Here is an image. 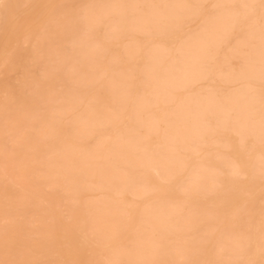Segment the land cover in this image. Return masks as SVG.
<instances>
[{
  "label": "rangeland",
  "instance_id": "obj_1",
  "mask_svg": "<svg viewBox=\"0 0 264 264\" xmlns=\"http://www.w3.org/2000/svg\"><path fill=\"white\" fill-rule=\"evenodd\" d=\"M20 1L21 0H15V1L14 0H0V2H3V4L0 6V262H3V264H60V262H62V261L80 259V258H82V256H81V237H82V238H85L87 240L88 246L92 252V255H91L92 259H105V260L109 259V261H110V259L112 258L111 262L113 261V264H132V263L133 264H137V263L138 264H157V262H155L157 260L160 264H264V219H263L264 218L263 217L264 216V182H263L264 181V171H263L264 163L262 162V161H264L263 160L264 158L263 159L258 158L261 161L256 162L257 157L259 155L264 157V151H263L264 150V139H262V136H263L262 133L258 132L259 130H261L259 127H261L262 130H264V125L260 126L261 123L259 124L260 112L254 111V109H256V108L258 110V105H256L257 106L256 107L255 104L251 101V97L253 96V95L251 96V94H253V93L249 92L247 89L244 90V88H240L239 94H241V92H242L241 95L242 96H243V94H245V95L243 97L240 96V98H238L239 97L237 95L238 92L232 91V88L234 89L235 87L236 88L239 87L238 86L239 84H232V86H231V84H226L223 91L217 90L214 85L212 87V90L211 89L209 90V88L205 87V85H208L211 82V80L219 79L216 75H215L216 77H213V75L216 74L217 72H219V70H220V72L222 71V73H223L224 72L223 66H226L225 63H227V65L230 66V67L227 66V68L232 71V73H231V71L229 72V70L225 67V70L227 69L225 72L231 73V74H229V76H227L228 74L226 75V73L224 72V74L227 76L225 78V81L237 78L238 77L237 75H239L238 73H241V75H242V76L241 75L239 76V77H241L239 83H243V81L245 79L250 77V75L248 76L247 74L252 73L251 75L255 74L254 76L259 75L257 72H259L260 67L258 68L257 66H261L260 63L264 59V56H263L264 54H262V52L264 53V49H263L264 48V40L262 41V38L264 39V29H263L264 28L263 27L264 26V16H263L264 15V0H257V2H256V0H253L254 2L251 0L250 1L251 3L249 2V4L246 3L249 0L248 1L247 0L246 1H243V0H234L233 1L232 0V2H231V0H229V2H231V3H229L228 0H226L227 2L224 0L225 2L224 1L223 2L225 4L224 5L225 8H224V6H218V5H220V3H219L220 0H206L205 2L203 1L204 3L201 2L202 0H199V2L203 5L200 6V4L198 3L197 7L195 8V9H197V12H193V11H195V9L194 10L192 9L193 11L189 10L188 11L189 14H188L187 10L186 11L183 10L185 12L184 13L182 11L183 14H180L181 10H180V12L177 11L176 14H177V16H179V18L177 17L178 20H176V16H175V18H171L173 16H170V17L169 16H165V17L163 16L164 18L161 17L160 20H162V22L164 21V23H162L160 20H159L160 21L159 23H160V25L164 24V29L162 27L163 25L159 26V23H158V26H156L154 29L155 32L153 30L152 35L153 34L154 35L151 38V43H146V41L149 40V37L146 35L143 36L141 31H136V34H135L134 33L135 31L128 28L129 26L127 24L129 22L128 21L125 22L127 19H124L125 21H122L124 24V25L122 24L124 27L123 29L118 27V26H122V25H120L122 23L120 21H119L120 22L119 25H114V22H116V23H119V22L116 21L118 18L115 16H117V15L113 14V13H111L112 15H110V13L108 15V13H107L108 16L106 15L105 21H102V20L99 21L98 20L102 24L98 22L99 23V24H97L98 26L97 25L95 26V24H96L95 16H97V15H94V14L95 13L97 14V12H98V11H96L97 7L100 11V8H99L100 5H102L104 3H105L104 5H106V2H109V4L111 2L114 5L120 4L121 0H115V1L113 0L114 2L112 0L111 1H108V0H106V1L105 0H60V1L59 0H52L51 1V0H49L50 3L48 0L47 1L46 0H27V2H26L27 6H33V5L39 6L37 13L35 15V19L31 25H29L26 29L23 30L22 25L24 23L25 16L21 17L19 24H17L15 27L16 29L14 28L13 34H14V36L15 35L16 36L12 40L7 42L8 46H9V48H8L7 43L4 42L5 41L4 38L7 36L6 32H5V28L7 26L6 20H7L8 14L11 11V8H12V10H15V11L17 9H19V10L22 9L21 6L16 5L17 3H20ZM117 1H120V3ZM122 1H123L122 4H125L124 3L125 1L124 0H122ZM126 1L129 3L132 2V0H126ZM139 1L141 2V4H140V2H138L139 3L138 7L139 8L144 7V8H142L143 10H145L147 8V9H149V11L152 10V8L154 9L155 6L153 7V4H155V3H156V6L159 7L160 9L163 8V9H161L162 12L167 7V5L165 3L168 2V5H169V0H165L166 2H162L161 4H159V2H161V1H157V0H152L153 4H151V3L148 4V2L146 0H139ZM142 1L143 2L146 1L147 3L145 2L143 4ZM214 2H216L217 4L219 3V4L216 5V3H215L214 4L215 6H214V5H212ZM223 2L221 1V3H223ZM241 2H244V3L242 4ZM44 3H45V5H43ZM129 3H126V5ZM109 4H107V5H109ZM146 4H148V6L150 8L151 7L152 8L150 9L148 6L146 7L145 6ZM239 4H242L241 7ZM48 5H49V7H47ZM165 5H166V7H165ZM228 5L230 8L228 7ZM243 5H244V7H243ZM17 6H19V7L17 8ZM111 6L109 8L110 9L109 11H111V9H114ZM246 6L248 9L250 7L251 9H249V10H251V11H247V8L245 10L244 8ZM94 7H96V9ZM218 7H223V9L222 8H220V9L221 10L226 9V11L225 12L222 11V14H221V10H219ZM226 7H228V8H226ZM50 8L52 11L50 10ZM159 8H157V9H159ZM254 8H255V10H254ZM92 9H94L95 11H92ZM102 9L103 8L101 7V11H102ZM155 9H156V7H155ZM262 9H263V12H262ZM40 10L43 13H41ZM44 10H45V12H44ZM165 10H167V9H165ZM165 10H164V12H166ZM87 11H88L89 15L87 14L86 16H88V17L86 18L84 16H85ZM89 11H92L93 13L90 14ZM101 11L99 12V14L101 13ZM112 11H114V10H112ZM190 11L192 12L193 15H194V13H197V14H195L194 16L193 15L191 16ZM231 11L234 13V16L232 15L233 13ZM242 11H244V12H242ZM178 12H179V14H178ZM218 12L220 13L221 17L226 18V16H228L229 18H226V19L224 18L225 22H223L222 21L223 18H221L220 15L219 16L217 15ZM210 13H212V14L215 13L214 15H217L218 17H220V18H218L215 16L216 18H212L211 20H213V19L217 20V18L219 20L222 19L220 21V23H218L219 21L217 20L216 26H218L217 27L218 29L216 28V26L214 27L215 29H217V31L214 30L213 27H211V24H210V26H209V24L207 25V23L211 22L210 17L213 16V15L211 16ZM225 13L230 14V16L225 14ZM47 14H49V15H47ZM224 14L226 16H223ZM113 15H114L115 19L113 18ZM208 15H210V16H208ZM97 17L99 18V16H97ZM183 17L184 18L187 17V20L184 19ZM253 17H254V19H253ZM93 18H95V21H94L95 24L92 21ZM165 18L166 19L171 18V20H173V19H175V20L169 21L168 19L166 20ZM113 20H114V22H113ZM165 20L167 21V24H165V22H166ZM206 20H209L210 22H206ZM252 20L253 21L255 20L254 24H252L253 23ZM88 21H89V23H88ZM107 21H108V23L110 21L111 23H109V24L112 26L114 25L115 28L117 26L116 29L114 28L115 30L112 29V31L114 30L113 33L117 32V36H119V37H116L117 39L113 40L115 35L114 36L112 34L110 35V30L107 34V25H108V23H106ZM174 21H176V23H174L172 25H174L175 28L180 26L179 28H177L175 30H174V27L170 24V22L172 23ZM240 21H241V23H240ZM248 21L250 22L249 26H247ZM177 22L180 24H178ZM203 22H205L204 25L206 27L203 25ZM87 23L88 24L91 23L94 25L90 26V25H87ZM230 23H231V25H229ZM237 23H238V25H237ZM184 24H185V26H184ZM199 24H201V25H199ZM105 25H106V27H105ZM167 25L168 26L170 25V27L172 26V31H170L171 30L170 29L168 31L169 33L165 32L166 30H168L170 28V27L168 28ZM175 25H177V26H175ZM223 25H225V26L223 27ZM236 25H237V28H236ZM18 26H19V29L17 28ZM125 26L126 27L128 26V27L125 29ZM187 26H189V27H187ZM158 27H159V29L162 28L163 31L159 30ZM202 27H204V28H202ZM206 28H208V29H206ZM257 28L259 31L257 30ZM127 29H130V30H128V31H130V33L127 32ZM156 29H157V32H156ZM202 29H203V31H202ZM210 29H212L211 31H213L214 35L212 34V32H210ZM220 29H221V31H220ZM239 29H241V30H239ZM245 29H247V30L245 31ZM17 30H19V31H17ZM205 30H207V32H210V34L208 33V35L206 36ZM256 30H257V32H256ZM105 31L107 34L106 37L109 38L108 36L110 35L111 36L110 38H112V39L105 40V39H107V38H104L105 37L104 36ZM131 31H133V33H131ZM195 31H197V33ZM198 31L199 32L202 31V32H200V34H198L199 33ZM19 32H20V34H19ZM158 32H160V34ZM161 32H163V34H161ZM225 32H227V33H225ZM251 33L254 36V39H253ZM119 34H122L123 36L119 35ZM130 34H131V36H130ZM193 34L194 35L198 34V35L194 36ZM244 34H245V38H244ZM249 35H251L250 38L252 37V39L248 38ZM198 36H200V37H198ZM209 36H211V37H209ZM186 37L187 38L190 37L192 39V40L190 39L191 41L194 40L193 42L199 41L198 38L203 37L200 39V43L202 46L204 45L202 47L203 54H205V53L206 54L204 55V58L203 57L197 58L200 61L203 60L202 62L195 59L197 64L201 63L203 65H201V64L196 65L195 64L196 67H194V65H193V67L195 68V70L196 69L199 70L201 68L206 70V68H208L207 71H205V72L209 71L212 73V75L209 76L210 79L204 80L203 77H199V78H201V79H199L198 76H200L199 73L201 71H199V73H197L198 70L197 71L194 70L196 73L194 71L192 72L191 71L192 65H191V67H188V65L191 62L187 63L186 64L187 67L185 65V68H184V64L182 65V67L180 66L182 63L178 66V64L181 61V54H183L181 52L179 53L180 48H181V47L179 48V45L180 44L182 45V43L185 44V42L186 43L190 42L189 39H187L188 41H185ZM193 37H196V39H194ZM207 37H209V38H207ZM236 37L238 39H236ZM258 37H260V39ZM15 38L17 41L15 40ZM202 39H203V41H201ZM214 39H216V40H214ZM243 39H245V40L243 41ZM257 39L262 41L260 46H256V45H259V43H260V41ZM236 40H237V42H236ZM249 40H250V43H248ZM208 41H210V42L208 43ZM223 41H225L226 43L225 42L223 43ZM73 42L76 43L75 48H74L75 44H73V46H72ZM95 42H97V43H95ZM127 43L130 45L128 46ZM133 43H137L138 44V45L136 44L137 47L135 44H134L135 45V47H134ZM213 43L214 44L216 43V44L213 46V45H211ZM124 44L125 45L127 44L128 49H129V47L130 48L134 47V48H132V50L137 49V52L132 51V50L130 51V49L129 50L127 49L128 51H130L131 54L128 53V51H126V49H125V48H127V46L123 47ZM144 44H145V46H144ZM216 45H217V47H216ZM177 46H178V48H177ZM248 46H250V47L248 48ZM6 47L8 49L7 51H6ZM148 47H149V49H148ZM214 47H216V48L214 49ZM251 47L255 48V49L251 50L250 49ZM71 48H73V51ZM232 48H233V50H232ZM85 49H87V51ZM175 49H177V50H175ZM208 49H209V51H208ZM235 49H236V51H235ZM120 50H122L121 53H120ZM145 50L148 51V54H146L147 52L145 53ZM249 50L252 52H250ZM124 51H125V53L127 52L128 55L126 53L124 56V53H123ZM174 51L175 52L178 51V52L174 53ZM233 51L236 52L234 55L231 54V53H233ZM238 51L239 52L241 51V52L238 53ZM134 52H136V54L132 55ZM153 52L154 53L156 52L155 55H153ZM185 52H186V54H189V53H187L186 50H185ZM213 52L216 54H213ZM253 52H254V54L259 52V54L254 55ZM149 53H150V55H149ZM208 53L211 54V57H210V54H208ZM144 54L149 55V57H147ZM102 55L105 58L102 57ZM112 55H113V57H112ZM151 55L156 57L155 60H157V61L153 62V64L156 63L155 64L156 67L152 66V61H155V60H154V58L152 60L153 56L151 57ZM178 55H180V56H178ZM134 56H135V58H133ZM162 56H164L165 58L163 57V59H162ZM177 56L180 57V59ZM206 56H207V58H206ZM223 56H224V58H223ZM115 57H117V58H115ZM119 57H120V59H119ZM124 57L125 58L127 57L126 58L127 61H126V59H124ZM129 57L131 59H128ZM136 57H138V58H136ZM146 57L149 58L151 61L146 62V60H149ZM159 57H160V60H159ZM208 57H210V59ZM241 57H242V59H241ZM253 57H255V58H253ZM238 58L241 61L240 63L238 62L239 61ZM246 58H247V60H246ZM86 59L88 60L87 63H86V61H87ZM221 59L224 60L223 63H222ZM254 59L256 61H259V62H257L258 65L256 64V62H254L255 61ZM81 60L83 62L82 66H80L81 65L80 63H82ZM83 60L84 61L86 60V61L84 62ZM161 60H163V62H160V67H158L159 66L158 62ZM177 60H179V61H177ZM207 60H209V62ZM225 60H226V62H225ZM215 61H216V63H215ZM71 62H72V68H70ZM118 62L119 63L121 62V64H119ZM228 62H231V63H228ZM250 62H251V64L254 62L252 66H251ZM84 63H85V65H84ZM88 63L90 66H92V67H90L91 69H89ZM169 63H171V64H169ZM193 63H195V62H193ZM193 63H191V64H193ZM247 63H249V64H247ZM146 64L150 65L151 67H153L155 69L154 70H153V68L151 69V67H148V65L146 66ZM240 64H241V66H239ZM167 65H169L171 68ZM221 65H223V66H221ZM248 65H249V69L247 68ZM68 66H70V67H68ZM172 66H173V68H172ZM198 66H200V67L202 66V67L200 68ZM245 66H246V69L249 73H247L246 70H243L245 68ZM93 67H94V69H93ZM100 67H101V69H100ZM145 67H148V68H150V70L154 71V72L150 71L152 73V76H151V73L148 72L149 69L145 68ZM167 67L170 69H168ZM180 67L183 69H181ZM175 68L177 71L179 69L181 71L179 70L177 72V71H175ZM251 68H252V70H251ZM255 68H256V70H255ZM72 69H74V70H72ZM157 69H159V70H157ZM161 69H163V71ZM165 69H166V71H165ZM185 70H187V72ZM239 70H240V72H239ZM79 71L82 72L83 74L80 73ZM164 71H165V73H164ZM167 71L170 73V75L168 73V76L165 75L167 73ZM173 71H175L176 74H174ZM183 71H185V72H183ZM188 71H190L189 72L190 74L186 75L188 73ZM202 71H204V70H202ZM215 71H217V72H215ZM255 71H256V73H254ZM84 72H85L86 76H84ZM99 72H101L102 74ZM141 72L145 75L141 74ZM179 72H180V75L182 72L185 73L186 77L184 76V74H182L183 76L181 75L183 77V79L185 77V79H184L185 81L187 79L189 80V78H190V80L193 79V77L189 76V75H191V73H192L191 76H194V78L196 77L195 76L196 74H198V75H197V78H195V80L193 79L194 83L190 84V82L187 80L188 86L186 87L184 85L187 83L186 82H185V84L182 83L184 80L182 81V77L179 75ZM242 72H244L245 75H243ZM148 73H149V75H148ZM94 74L95 75L99 74L101 76H98V75L95 76ZM110 74H113V78L110 80V82L112 80H114V78H115V80L111 83L109 82V78L112 77V75L110 76ZM158 74H159V76H158ZM162 74H163V76H162ZM24 75L26 76L25 79H24V77H25ZM153 75H155V76H153ZM172 75L174 77H172ZM82 76H83V78H80ZM114 76H116V77H114ZM117 76H119L120 80H118ZM121 76H122V80H121ZM144 76H145V78H144ZM161 76H162V78H161ZM84 77L87 79H85ZM94 77L96 78L95 80L98 81L95 84L92 83V82H95ZM163 77H165L167 79L172 78L173 80L174 79L175 80L174 81L172 79L167 80ZM224 77H223V79H224ZM228 77H230V78H228ZM90 78H92V79L89 80ZM147 78H148V81H147ZM150 78H151V80H150ZM157 78L161 81H165L164 82L165 85L161 81L159 82V80ZM179 78H181V79H179ZM243 78H244V80H242ZM23 79L25 81L27 80V82H24V83L29 84V82H31L30 83L31 85L24 84ZM84 79H85V83L87 81V83L90 82L92 84H90V83L88 85H86L87 83L84 84L82 82ZM123 79H125V80L123 81ZM177 79L182 81V82L181 81L180 82L183 84L182 86H184L185 89H183L184 87L181 89L178 88L179 86L180 87H182V86H181V83L179 82V80H177ZM197 79L199 80L198 82L196 81ZM21 80H22V82H21ZM56 80H57V82H55ZM149 80L151 81L150 83H149ZM107 81H108V83H105ZM118 81H120V83ZM155 81H156V83H155ZM175 81H176V83H175ZM193 81H191V82H193ZM124 82L126 83V85ZM254 82L257 83L258 80L254 81ZM80 83H82V88H81ZM103 83H104V85H103ZM112 83H114V85H116V83H117V86L114 87V85ZM121 83L124 84L123 88L121 86L122 85ZM146 83H147V85L145 86L144 84H146ZM161 83L163 85H161ZM170 83H171V85H170ZM177 83H178V85H177ZM78 84H80V85H78ZM105 84H107V85L105 86ZM127 84L129 86V88H128ZM25 85L28 86L29 88L26 89L27 87ZM85 85H86V87H85ZM108 85H110V87L112 86L111 90L113 89L112 91L111 90L109 91L111 97L113 96V94L115 92L117 94L119 92V97H118V99H119L121 97L120 94L122 95V93L125 94L127 92L125 95V97H127L126 100L123 98L124 94L122 95V98H121L122 101L120 99L118 100L119 102L121 101L122 103H125V106L123 108L119 107V104L114 105L117 102L116 101L117 98H114L115 102L113 100V97L111 98L113 100V102H111V99L110 100L108 99V97H110L108 94V90L110 89V87ZM118 85H119V87H118ZM120 86L123 90H124V88H127L126 89L127 91L124 90L125 91L124 92L120 88ZM155 86H157V87H155ZM21 87H22V90H26L27 94H29L30 96L25 94L26 93L25 91L22 92ZM23 87H24V89H23ZM117 87H118V90H117ZM33 88H35V89H33ZM29 89L32 92H29ZM32 89L34 90V92ZM114 89H116V90H114ZM152 89L154 91H152ZM155 89L158 91H156ZM175 89H177V90L175 91ZM205 89H208V90L205 91ZM35 90H38V91H35ZM213 90H215V91H213ZM228 90H230L231 92ZM113 91H115V92L111 93ZM207 91L215 92L214 97H215L216 101L214 100L213 96H212L213 98H211V96H208L212 93L211 92L207 93ZM226 91H228L227 92L228 94L226 93ZM216 92H217V94H216ZM232 92H234V93H232ZM21 93H24L27 96L21 95ZM31 93H32V95H31ZM116 93L114 94V96L116 95L115 97L118 96ZM153 93H154V95H153ZM201 93H202V95H201ZM76 94H77V97H75ZM78 94H81L82 96L84 95L83 96L84 98ZM128 94H129V96H128ZM156 94H158V95L156 96ZM203 94H205V96H206V94H208V95H207V97H204ZM234 94H235V96H234ZM198 95L200 96V98H201V96L204 98L199 99L197 97ZM236 95L238 97H236ZM79 96L81 97V100H80ZM137 96H138V99H137ZM139 96L143 97V98H141L139 100ZM222 96L223 97L228 96L229 98L232 96L234 98L236 97V99L237 98L240 99V100L235 99L236 103H235L234 99H232L234 102L231 100L232 101L231 104L234 103V106L233 105L232 106L233 107L236 106V107L234 108L235 112L232 110L233 108L230 109L231 112H227V114L230 115V117H228L225 112L228 109L227 108L228 105L230 106L229 102H231V101H229V100L232 97L230 99H228V97H227L228 100H226L227 101L226 102V101H223L224 98ZM71 97L76 102H74L71 99ZM78 97H79V101L77 102ZM155 97H156V99H155ZM168 97H169V99H168ZM208 97L213 99V100H211V99L209 100ZM205 98H207L209 103H211L212 101H213L212 103L219 101L218 104L221 103L223 105L224 102H226V104H227L226 107H223L225 111L220 110L221 111V113L219 112L220 114L219 113L215 114L216 110L217 109L219 110V108H220V105H218L216 103L214 105L215 111L213 113L212 112L214 110L213 104L211 103V105H210L208 102L206 103L207 100ZM20 99H22V100H20ZM31 99H33V100H31ZM34 99H36V101L38 103ZM172 99H173V101H172ZM248 99H250L251 103H249L250 101ZM69 100L71 101V104H69L70 103ZM123 100H124V102H123ZM127 100H129V101H127ZM138 100H139V102H138ZM148 100L153 102L152 106L149 108L144 107L145 106L144 104L145 103L147 104L149 102ZM163 100L164 101L168 100L169 103H167L165 101L166 102V104H165V102ZM200 100L205 101L203 106H207L208 104H209V107L211 106L210 108L212 109V111H210L209 110L210 108H208V107L206 109L208 111L212 112L213 114L207 112V114L208 113L209 114H208V116H205L207 114H204V113L207 110H205L203 107H200V106H202L201 105L202 102ZM32 101L36 102V104H35L36 108L34 107V105H32V103H33ZM93 101H94V104H93ZM132 101L135 104V106L133 105ZM179 101H180V104H183V105L187 102L186 103L187 109L180 107L182 105H180L179 106L180 108H179L177 106V105H179V104H177V103H179ZM181 101H184V102L181 103ZM242 101L244 102V104ZM20 102H21V104H20ZM73 102H74V105L76 103H77V105H75V107L72 108L71 106H72ZM79 102H81V103H79ZM104 102H105V104H103ZM140 102H141V104H140ZM197 102L199 103L198 105L201 109L197 105H195ZM240 102H242V105L240 104ZM246 102L248 105L246 107H250L251 109L245 107ZM65 103H67L68 105H71V106H67ZM90 103H91V105H89ZM112 103H114V104H112ZM237 103H238V105H237ZM136 104H138V105H136ZM251 104L253 106H250ZM62 105L66 109L64 107L62 108ZM104 105L105 106L108 105L107 110H109L110 108H111L110 110L112 112L114 110L113 113L110 112V110H109V112L112 114L111 116H114V117L116 116V118H112L110 115H108L109 112L104 109V107H105ZM112 105H114V106H112ZM142 105H143V107H141ZM194 106L199 108L200 111L198 109H196ZM68 107L70 109L74 110V112H75V110L77 112L73 113V111H71V110L69 111ZM114 107H115V109H113ZM134 107L135 108L137 107V108L134 109ZM138 107L139 108L141 107L140 110L138 109ZM192 107H194V109L197 110V112H195V113H198V111H199V114H197L196 116L202 114L201 112H204L202 115H200L201 117H199L202 119V122H201V119H198V117H194L195 116L194 112H193L194 109ZM238 107H241L242 109L243 108L244 109L241 111L240 110L241 108H238ZM37 108L38 109L40 108V110H37ZM61 108H62V111H61ZM77 108H79V109H77ZM99 108H101L100 109L101 111H99ZM132 108H133V110H132ZM236 108H238V109L236 110ZM245 108H246V110H245ZM252 108H253V110H252ZM34 109L37 111H35ZM83 109H85V110L83 111ZM102 109H104V111ZM183 109H186V110H183ZM203 109H204V111H203ZM65 110L67 112H64ZM116 110H119V113ZM134 110H137L138 114ZM142 110H144V111H142ZM180 110L182 112H180ZM196 110H194V111H196ZM239 110H240L239 114L242 116L238 117L239 118V121H238V118H236V120L234 118L236 117L235 115L239 112ZM22 111L26 112V114L25 113L23 114ZM31 111L33 112L34 115L32 114ZM58 111H61L60 114H57ZM80 111H82V112H80ZM94 111H95V113L96 112L97 113L96 114L93 113ZM183 111H184V113H183ZM247 111L250 112L249 113L250 115H248ZM29 112L33 116H35L36 114L39 116L32 117L29 114ZM62 112H64V114ZM68 112H70L69 114L72 113L73 118L75 120V121L74 120L73 121L75 123L79 122V125L76 124V126H79V129H80V125L81 126L84 125V123L82 121H83V118L85 116L84 122H86L85 124H87V126L85 127V125H84L80 129V132L82 131L81 132L82 134L86 133V131H87V134L83 135L85 137L82 138V136H79L81 133H74L73 132L77 136L72 134V131L74 130V128L75 129L78 128V127L76 128V127H74V125H72L74 122L70 121L71 123H70V125H68V128H70V129H67L66 125L69 124L68 123L69 119L67 118ZM86 112L88 113V116H89L90 112H91L90 116L91 115H92V117H93V115L95 117H96V115L98 116L96 119H95V117H93L94 118L93 121H95L94 123L98 124V126H100V127H98L96 124L92 125L93 124V121H92L93 118H91L90 116L88 118V116H86L87 115ZM105 112H107L108 114H105ZM139 112H141V113H139ZM144 112L146 114H144ZM166 112H168L169 116H168V114L166 115ZM178 112H180L181 116H182V114L187 113V114H189V117H187V114H186V115H183L182 118H179L180 115ZM223 112H224V114H223ZM241 112H244V113L241 114ZM251 112H252V114H251ZM254 112H257V113H254ZM80 113L82 114V117H81ZM135 113H136V116L138 118L135 117ZM234 113H235V115H234ZM74 114H76V116ZM176 114L180 120H178L177 117H174ZM239 114H237V116ZM255 114H257V115H255ZM20 115H22V118L20 117ZM61 115H62V117L60 118ZM104 115H107L108 117L110 116V118L112 119L113 122L110 120V118H107V116L105 117ZM211 115H214V116H212L213 119H211L212 118ZM216 115H218V116H216ZM56 116H59L58 118H60V119L56 118ZM100 116H102L104 119L102 117L99 118ZM133 116H134L133 120H135V122L132 121V118H130ZM149 116H151V117H149ZM192 116L194 117V119L195 118L198 119L201 126L198 124V121H195L194 119H192L193 118ZM37 117L39 119H41L42 121H40V120H39L40 122L37 121L38 120ZM152 117L155 119H153ZM185 117L188 119V121L186 119L184 122V123H186V126L184 123H182V125H183V127H182L180 122L184 121L183 119ZM190 117H192V118L190 119ZM216 117L219 120H217ZM227 117L230 118L229 121L227 120L228 119ZM253 117H255V118H253ZM29 118L30 119L33 118L31 120V121H33L31 124H29L30 121L28 122V120H30ZM214 118H216V119H214ZM220 118H222L224 121L220 120ZM231 118H233V119H231ZM242 118L244 119V121H247V123L243 124L244 121ZM44 119H45L46 124L50 123L48 121L49 119H50V121L56 120V122L55 121L54 122L56 124L57 123L58 124L56 126H54L55 123L51 122L49 124V128H47L48 126L45 127L46 124L44 125V122H43ZM52 119H54V120H52ZM99 119H102L103 121H105V123H106V120H107V122H109V120H110L111 123L102 124L103 121L101 122V120H99ZM150 119L152 121H150ZM76 120H78V121L76 122ZM120 120H121V122H119ZM137 120L143 121L144 122V123L142 122L143 125L141 124V122H140V124L137 123ZM203 120H206L204 124H203ZM215 120L217 121V123L215 122ZM225 120H227V121H225ZM233 120L236 123H234ZM250 120L252 121V123ZM257 120H259V122H257ZM34 121H36V123H35L36 126L34 124ZM99 121L104 127L106 126V128L101 127V125H99ZM154 121H156V122H154ZM230 121H231V123L233 121V123L230 124ZM237 121L240 122L239 125H238ZM41 122H42V124H41ZM88 122L91 123V125H89ZM128 122H129V125H128ZM151 122H152V125H151ZM187 122H189V123H187ZM218 122H219V125H216V124H218ZM223 122L226 123V125ZM248 122L251 124V126L254 125V123H255V125L258 124L259 127H257L258 125H256V127L254 126V128H255L254 129L250 126V124H248ZM22 123H24V124H22ZM37 123L41 124L42 127L40 125H38ZM147 123H148V125H147ZM193 123H195V128H193V125H194ZM107 124H111L112 126H109ZM134 124L136 125V127L134 126ZM137 124L140 126H138ZM170 124L174 125V126L171 125V127H174V128H171V130H172V132L174 131V133H175V137L173 136V138H170V137H172V135H174V133H171L170 127L168 128V126H170ZM188 124L190 126H188ZM197 124H198L199 128H198ZM235 124L237 125V127L239 126V128L241 127V128H245V129L240 128L241 130H239V131H241V132L238 133V130H236V129H239V128H237ZM24 125L25 126L27 125V126L25 127ZM51 125H53L56 128L55 129L52 128L53 126H51ZM71 125L74 127L73 130H72ZM176 125L178 126V128L180 125L181 128H179V129H182V130H183V128L185 129V127H186V130L184 131L186 133H183V131H181V130L178 131V128ZM43 126L45 128H47V130ZM153 126L155 127V129ZM165 126L168 129H166ZM191 126H192V130H190L191 132L189 131L191 133L190 134L188 132L189 129L187 130V128L188 127L190 128ZM83 127L85 128L84 130H82ZM124 127H126L127 132H126V129L124 130ZM130 127H131V130H133L132 127H134L133 133L131 132V130L129 131ZM145 127H148L149 130ZM249 127L251 128V130H253L254 136H253L252 131L249 129ZM41 128H43L46 132L47 131L48 132L46 133L44 130L42 132H40L42 130ZM62 128H65V129H62ZM150 128H152V129H150ZM175 129H177V131ZM212 129H214V130H212ZM69 130H70V134H72V136L70 134H68V136H67V133L69 132ZM243 130H244V132H243ZM246 130L248 132L247 133L248 135L245 134ZM53 131H54V133H53ZM119 131H120V133H119ZM134 131H136V132H134ZM167 131H169L172 135H170V133H168ZM193 131L195 133H193ZM211 131H212V133H211ZM27 132H28V134H27ZM49 132L52 134H49ZM76 132H79V130L77 129ZM128 132H131L133 134L132 135L130 133L131 134L130 136H132V137L129 136ZM146 132H149V133L147 134ZM154 132H156V133L154 134ZM165 132H167V133H165ZM23 133L25 134V136ZM36 133H40V134H37V136H36L35 135ZM45 133L49 134L47 136V138H51V139L46 140L45 139V137H46ZM180 133H183L184 136L182 137L183 134L180 135ZM241 133L244 134L243 137L241 136L242 135ZM257 133L261 134L262 136H259ZM32 134H34L36 137L43 135L42 141L41 140L39 141L40 137H38V139H35L36 137L34 135H33L34 136V140H33ZM119 134H121V135L119 136ZM176 134L180 137L177 138ZM185 134L190 136L189 140L186 139L187 136H185ZM239 134H241L240 135L241 138H240V136H238ZM50 135L52 137H49ZM86 135L89 137H86ZM105 135L109 136V137L101 140L103 138V136L105 137ZM117 135L119 136V138L121 137L122 139L118 138L116 140V138L118 137ZM147 135H149V136H147ZM192 135L195 136L196 138L194 139V137H192ZM128 136H129V138H131V140L128 139ZM168 136H170L169 140L171 141V144H170L169 140L166 139V137H168ZM245 136H246V138H244ZM98 137H101V138H98ZM184 137H185V140L183 139ZM259 137L262 139V141H263L262 143L260 142L261 139L258 141ZM96 138L100 139L101 142L99 140H97ZM255 138L258 141V143H257V141L253 140ZM263 138H264V136H263ZM28 139L32 142H30ZM133 139H135L136 141H134ZM164 139H166L167 142ZM172 139H173V141L175 140L174 145L172 143L173 142ZM176 139H178V140H176ZM199 139H200V141H198ZM77 140H79V142L81 141V143H79ZM113 140L115 141L114 144L117 145L118 148L122 149V153H121V150L119 151V149L117 147L116 148L118 150L115 148L114 144H112V145H114V148L110 147L111 143H113L112 142ZM125 140H126V142H125ZM203 140H204V142H202ZM21 141L23 142V145L19 146L18 144L21 145ZM60 141H62V142L65 141V143L67 142V144H65V143L63 144ZM95 141H99V143L98 142L95 143ZM103 141H105V143ZM33 142H34V144H33ZM116 142L117 143L120 142V144H116ZM128 142H129L131 147L129 146ZM136 142L139 144H136ZM259 142H260V144H259ZM26 143H28V145ZM52 143H53V146H52V151H51L50 148H51ZM55 143L57 144V146L60 145L59 148L56 146L54 149L55 151H57V152H55V151L54 152L56 154H58V156L56 155V157H55V153L53 152V147L56 145ZM102 143H104V144H102ZM24 144H26V146L28 148L29 147H32V148L28 149L26 146H24ZM61 144H63V145H61ZM96 144H98V145H96ZM100 144H102V145H100ZM125 144H126V146H125ZM168 144L173 146V147H171V146H170L171 148L168 147ZM120 145H122L121 147H123V148L119 147ZM132 145H134V146L137 145L136 149ZM163 145L167 146V147H165L166 149L161 148V147H163ZM23 146L26 148H24ZM49 146H50V148H49ZM63 146L64 147L67 146L66 152L69 148L73 152H75V151H77V152L72 153V151H70V149H69L68 152L66 153V155H69V157H70V158H68L64 154L65 148H63ZM99 146H100V148H98ZM140 146H142V147H140ZM21 147H22V149H21ZM126 147H128V148H126ZM44 148L45 149L47 148V149L44 150ZM94 148H97V149L93 150ZM102 148H103V150H102ZM110 148L112 149L111 152L108 151V149L111 150ZM138 148H139V150H138ZM160 148L162 150H160ZM98 149L99 150L101 149V152ZM126 149H129V151H127V152H129V155H127L128 158H129L130 152L132 150L133 155L131 153L132 156H130V157L134 156L137 160L135 158H133V160L135 159L136 161H133L132 158L126 159V157L124 156ZM27 150H28V154H27ZM88 150H91V151H88ZM41 151H42V153H41ZM43 151H45V152L43 153ZM82 151H86V155L88 154V157H90V159L88 157H86L85 153L83 154ZM93 151L100 153V154L97 153V155H96L97 157L95 156L94 159L92 158L94 156L93 153H92L93 156L91 155L92 157L89 155V152L91 153ZM107 151L109 154L108 153L106 154ZM150 151H152V153H154V154L150 153ZM170 151L172 153H170ZM47 152H49V153H47ZM193 152H196V153L194 154ZM140 153H145V155L143 154V156H140L141 155ZM168 153L171 154V155L169 154V156H171V157H169L167 155ZM43 154H44V156H43ZM73 154H75L74 157H73ZM78 154H80V156H78V157L80 159L81 164H80L78 158L76 157V155H78ZM135 154L138 155V157H136ZM256 154L258 155L257 157H255ZM35 155H37L36 158H35ZM48 155L51 156V158L49 159L50 160L49 163H48L49 160H47L49 158ZM62 155L63 156L65 155V157H62ZM81 155H83L85 158ZM117 155H118V157H120V159H118ZM157 155L159 158L163 155V157H161V159H164V161L159 159L157 157ZM40 156L46 157L47 159L42 158V157L40 158ZM123 156L125 157L126 160L123 159L124 158ZM145 156L153 157L155 159V161L157 158L159 161L161 160V163H159V162L155 163L154 162L155 165L154 166L150 165V166H152V167H150L148 162L144 163L145 160L146 161L149 160V158H147V159L144 158ZM167 157H169L168 158L169 163L166 161ZM178 157H180V158H178ZM29 158H30V160H29ZM65 158H68V159L66 160ZM140 158H142V159H140ZM182 158H183V160H182ZM255 158H256V160H255ZM62 159H64L66 162L68 161L69 164L66 163L65 161L63 162ZM253 159L255 160V162H253L254 161ZM25 160H26V163H25ZM76 160L79 162V164H78V162H76ZM119 160H120V162H119ZM123 160L126 161L127 164ZM128 160H131L130 163L132 162L133 164L128 165L129 164ZM30 161H32V162L30 163ZM41 161H42V165H41ZM44 161H46V162H44ZM51 161H54L55 165ZM137 161H139V162L142 161V163H144V165L147 164V166L146 165L144 166L140 162L143 165L142 166L141 164L137 163ZM178 161H180V162L183 161V162L178 163ZM61 162L63 163V167H62V164H60ZM122 162H123V164H122ZM134 162H136L135 165H134ZM163 162H166L167 164L166 163L163 164ZM32 163H33V165H32ZM50 163L52 165H50ZM65 163H66V166H64ZM73 163H74V166H77V164H78L77 168L76 167L74 168ZM171 163H173V164H171ZM36 164H38V165L36 166ZM47 164H49V165L45 166ZM57 164L59 167H57ZM107 164L110 168V171H112L110 173L111 175H109V173H108L109 170H108V167H106ZM160 164L164 168V169L163 168L160 169V171L162 172V170H163L162 173L165 174V172H166V174L170 173L169 175H171L169 178L166 175L167 180L164 179L165 175H162L163 177L161 176L160 178L158 177V174H160V175L162 174V173H159V168H161ZM165 164L167 165L166 168H165ZM258 164H259V166H258ZM261 164H262V166H261ZM20 165L22 168L20 167ZM22 165H24V166H22ZM132 165L135 168H136V165H137V167L140 165L143 168L139 166V168H142V169H138V168L134 169V167ZM53 166L56 168H54ZM68 166H70V167H68ZM253 166L254 167L256 166V168H254ZM24 167H28V168H25V171H24V169H23ZM94 167H95V169H94ZM98 167H100V168L102 167L101 169H103V171H101L100 168L98 169ZM157 167H158V169H157ZM252 167L254 170L257 169V167H259V169H261V170L259 172L258 171L259 169H257L255 171L256 174H253L254 171L252 170ZM37 168H38V170L41 168L39 173H38ZM43 168L44 169L47 168L45 170V172H44ZM52 168H53V170H52ZM64 168H65V170H64ZM68 168H70L72 170L74 168V170H73L74 172L72 170H71V172H67L66 170ZM106 168H107V170H106ZM177 168H179V169H177ZM33 169H35V171H33ZM55 169H56V172L54 171ZM70 169H68V171H70ZM75 169H77V170H75ZM155 169H157L158 171ZM16 170H18V172ZM89 170H91L90 173H88ZM19 171H23V172H19ZM65 171H66V173H65ZM261 171H263V172H261ZM46 172L47 173L49 172V173L46 174L45 178H43V176L45 175ZM92 172L94 173V175H92L93 174ZM97 172L98 173H101V172L106 173L107 172L106 174L108 176L106 174L101 173L103 175V177H102L100 174H97ZM118 172H119L120 176L118 175ZM257 172H259V173H257ZM61 173H62V175H61ZM112 173H113V175H112ZM192 173H196L194 175V177H192L193 176ZM197 173L199 174L200 178L198 177ZM260 173H263V174H260ZM54 174H55V176L53 177L52 175H54ZM48 175H50V176H48ZM190 175H191V179H190ZM196 176H197V178L194 180V178ZM119 177L121 178V180L119 179ZM54 178H57V179H54ZM107 178H108V180H106V182L103 183V185H102V182L105 181L104 179H107ZM112 178H114V179H112ZM162 178L165 180V182L163 180H161ZM46 179H48V180H46ZM101 179L104 181H101ZM129 179H131V180H129ZM198 179H200V180H198ZM261 179H263V180H261ZM23 180H24V183H23ZM47 181H49V182H47ZM139 182H140V185H139ZM52 183H54V184H52ZM108 183H109V185H108ZM123 183L124 184L129 183V185H126V184L123 185ZM22 184H25V185H22ZM8 185H10V186H8ZM46 185L48 187L45 188ZM100 185H102V186H100ZM183 185H184V187H183ZM186 185H188V189L185 188ZM70 186H71V188H70ZM24 187H25V189H24ZM98 187L102 188V189L100 190V189H98ZM191 187L193 190H190ZM132 188H136L138 191H142V192L147 189L146 194L143 195L141 198V201H140L141 207L137 208L135 210L128 207L127 202L131 198L127 197V196L122 197L119 194V193L123 192V190H124V192H127V191L131 190ZM180 188H181V190H180ZM182 188H184V190ZM69 189H70V192H69ZM71 189H73L74 192ZM96 189H98L99 191L98 190L96 191ZM34 191H36V192H34ZM66 191H68L70 194H72V196ZM93 192H95V193H93ZM35 193H36V195H35ZM75 193L77 194L75 196L76 198L73 197L74 196L73 194H75ZM100 193L102 194V196L104 198L102 197V199H98L101 197ZM90 194H91V196H89ZM63 195H64V197H62ZM68 195H70V196L68 197ZM84 197L88 200H85ZM87 197H89V198H87ZM91 197L93 198V200L94 199L95 200L93 201ZM63 199H66V200L68 199L69 202L66 200H63ZM75 200L76 201L78 200L79 203L75 202ZM23 201H25V202H23ZM105 201H106V204H104ZM89 202L91 203V205ZM97 202L100 203V205ZM173 202L176 203V206H180L179 207L180 210L178 209L179 213H177L178 211L176 213L173 212V209L178 208L175 206V203H173ZM20 203H22V204H20ZM25 203H27V204H25ZM93 203H94V205H93ZM96 203L98 206L96 205ZM102 203H103V205H102ZM48 204H50L51 207ZM145 204L146 205L148 204V205L145 207ZM56 206H59V207H56ZM96 207H97V209H100V207H101L100 213H99L100 210L96 211L97 210V209H95ZM143 207L146 208L147 212L143 211V210H145V209H143ZM103 209H104V211L105 210H107V211L103 212ZM148 209H149L150 213H148ZM165 210H166V212H165ZM142 211L144 213V214L141 213L142 216H144L145 213H147L145 215L146 217H140V215H141L140 212H142ZM152 211L156 212L155 215H154V213H152ZM102 212H103V214H106V212H107V214L106 215L102 214V216H100V214ZM167 212H169L170 214ZM98 213H99V215H98ZM165 213H166V215H165ZM171 213H173V214H171ZM90 214H92L93 217ZM148 214L150 217L149 221L153 220V218L151 219L152 215L154 216V220L155 219L157 220V221L155 220L154 223L152 221V223L150 224L151 226H149V224L146 223L149 221L145 220V218L146 219L149 218ZM183 214H185L184 215L185 217L188 216L189 218L188 217L182 218V217H184ZM179 215H181V216H179ZM160 216H161V218H160ZM176 216H178V217L176 218ZM94 217H95V219H94ZM162 217L165 219H163ZM98 218H100L99 219L100 223L98 220H96ZM113 218L115 221H113V223H112ZM141 218H143V219H141ZM158 218H159V221H158ZM190 218H192V220ZM140 219L142 220V222ZM168 219H169V221H168ZM179 219L182 221H183V219H185L183 221L184 222L183 226L178 224ZM92 220H93V222H92ZM160 220H161V222H160ZM162 220H163V222H162ZM94 221H96V222L94 223ZM189 221H190V223H189ZM89 222H90V224H91V222L93 224L89 225ZM155 222L158 225H160V227L162 224V227H163L162 230H161V228L159 229V227L157 226V224H155ZM165 222H167V223H165ZM183 222L180 221L181 224H183ZM96 223H98V224H96ZM114 223H116V224H114ZM144 223H146L148 226ZM111 224L113 227L110 226ZM167 226H168V228H167ZM186 226H188V227H186ZM83 227H84V229H83ZM150 227H154V229L153 228L149 229ZM156 227H158L157 230H155ZM182 227L184 229H182ZM89 228H91V229L88 232ZM110 228H111V230H110ZM177 228H179V229H177ZM6 229L7 230L9 229L10 232L9 231L7 232ZM152 229H153V231H151ZM112 230H115L117 232H114V231L112 232ZM103 231H105L106 233ZM175 231H177L178 233ZM92 232H94V234ZM8 233L10 235H8ZM16 233H17V235H16ZM88 233H89V235H88ZM109 233H110V238H109ZM113 233L115 236L114 235L112 236ZM141 234L143 235V239H144L143 243L144 244L139 243L140 241L138 242V238H139V240H143L141 238ZM101 235L103 236L102 238H101ZM135 235H137L139 237L137 238V236H135ZM14 236H15V238H14ZM89 236H91V237H89ZM148 237H150L151 239L148 240ZM135 238H137V243L140 246H138V244L136 243ZM102 239H103V241H102ZM132 239H134L135 241ZM146 239L148 240L147 243L145 241ZM151 240H152V243L149 244L148 242H151ZM153 241H154V243H153ZM145 243H146V245H145ZM252 243H253V245H252ZM148 244H149V246H148ZM154 244L156 245V247ZM135 245L138 247H136ZM143 245L145 247H143ZM211 245L213 247H216V248H211ZM217 245L220 246V247H218V248H220V249H218L220 251L216 250ZM39 246H41V247H39ZM146 246L149 248H147ZM153 246L155 249L158 248L157 250H159V252L154 253L157 250H154ZM26 247H27V249H25ZM117 247L120 249H117ZM140 247H142V248H140ZM151 247H152V249H150ZM138 248L140 250L141 249H144V250L139 251ZM2 249H5L6 251L3 250L4 253H2L3 252ZM24 249H25V251L26 250H29V251H26L27 252L26 253V252H24ZM118 250H119V252H118ZM136 250H138L137 252L139 253V255H141V252L143 255L141 257H139ZM149 250H150V252H149ZM213 250L216 251L217 253H214ZM109 253L111 254V256ZM4 254H6L8 257L7 256L2 257V256H4ZM117 254H119V255H117ZM132 254H134V256ZM135 255H138V256H135ZM25 256H27V257H25ZM108 256H110V257L108 258ZM131 257H132V259L134 258L136 261H134V259H133L132 263H131V260L129 263L128 260H129V258L131 259ZM138 258L139 259L141 258V259L139 260ZM6 259H7V262H6ZM116 260H117V262H116ZM150 262H152V263H150Z\"/></svg>",
  "mask_w": 264,
  "mask_h": 264
},
{
  "label": "bare ground",
  "instance_id": "obj_2",
  "mask_svg": "<svg viewBox=\"0 0 264 264\" xmlns=\"http://www.w3.org/2000/svg\"><path fill=\"white\" fill-rule=\"evenodd\" d=\"M14 1H15V0H14ZM46 1H47V0H46ZM48 1H49V0H48ZM51 1H52V0H51ZM59 1H60V0H59ZM59 1H58V2H59ZM105 1H106V0H105ZM108 1H111V0H108ZM112 1H113V0H112ZM114 1H115V0H114ZM114 1H113V2H114ZM124 1H125V2H124V3H125L124 5H126V3H129V2H127L126 0H124ZM146 1L148 2V4H149V3L153 4L152 0H146ZM146 1H144V2L142 1L143 4H144ZM157 1H161V2H159V4H161L162 2H166L165 0H163V1H162V0H157ZM203 1L205 2L206 0H202L201 2H203ZM221 1L223 2L224 0H220V2H219L220 5H218L219 3L217 4L216 2H214L212 5H214V4L216 3V5H218V6H224V5H225L224 2H225L226 0H225L223 3H221ZM233 1H234V0H233ZM243 1H246V0H243ZM247 1H248V0H247ZM250 1H251V0H249V1L246 2V3L249 4ZM252 1H253V0H252ZM26 2H27V0H26V1H25V0H21L20 3H17V4H16V5H19V6L22 7L21 10L17 9V10L15 11V10H12V8H11V11H10V13L8 14V17H7V20H6V25H7V26H6V28H5V32H6V35H7V36L4 38L5 41L3 40L5 43H7L8 41L12 40V39L16 36V35L14 36V34H13V33H14V28L16 27L17 24H19V21H20L21 17L25 16V20H24V23H23V25H22L23 30L26 29L29 25H31V24L33 23V21H34V19H35V15H36V13H37V10H38V7H39V6H34V5H33L34 7H33V6H27V3H26ZM43 2H44V1H43ZM117 2L120 3V1H117ZM122 2H123V1L121 0V3H120V4H122ZM139 2H140V1H139ZM147 2H146V3H147ZM204 2H203V3H204ZM226 2H227V1H226ZM228 2H229V0H228ZM231 2H232V0H231ZM231 2H229V3H231ZM253 2H254V1H253ZM256 2H257V0H256ZM9 3H10V2H9ZM49 3H50V1H49ZM51 3H52V2H51ZM241 3L243 4L244 2H241ZM250 3H251V2H250ZM2 4H3V2H0V6H1ZM104 4H105V3H104ZM104 4H103V5H104ZM107 4H109V2H106V5H107ZM112 4H113V3L110 2V4H109L108 6H111ZM120 4H115V5H120ZM140 4H141V2H140ZM148 4H146L145 6L147 7ZM165 4H166L167 7H168V2L165 3ZM199 4H200V6L203 5V4H201L200 2H199ZM207 4H208V3H207ZM242 4H239L240 7H241ZM9 5H10V4H9ZM14 5H15V4H14ZM43 5H45V3H44ZM46 5H47V4H46ZM113 5H114V4H113ZM113 5H112V6H113ZM138 5H139V3L137 4V6H138ZM157 5H158V4H157ZM166 5H165V7H166ZM233 5H234V4H233ZM246 5H247V4H246ZM19 6H17V8H18ZM54 6H55V5H54ZM54 6H53V7H54ZM100 6H101V5H100ZM100 6H99V8H100V11H101V7H100ZM141 6H142V5H141ZM154 6L156 7V9L159 8V7L156 6V3L153 4V7H154ZM159 6H160V5H159ZM163 6H164V5H163ZM214 6H215V5H214ZM9 7H10V6H9ZM21 7H20V8H21ZM40 7H41V6H40ZM47 7H49V5H48ZM146 7H145V8H146ZM148 7H149V6H148ZM155 7H154V9H155ZM165 7H164V8H165ZM167 7H166L165 9H167ZM207 7H208V6H207ZM216 7H217V6H216ZM228 7H229V5H228ZM228 7H226V8H228ZM243 7H244V5H243ZM248 7H249V6H248ZM252 7H253V6H252ZM94 8L96 9V7H94ZM109 8H110V7H107L106 9L103 8L102 11H101V13L99 14L100 11H99V9H98V7H97V10H96V11H98V12H97V14L95 13L94 15L99 16L100 19H99L97 16H95L96 21H95V18L92 19V21H93L94 24H95V22H96L95 26H96L97 24L101 23V22H99V21H101V20H102V21H105V19H106L105 17H106V15H107V13H108V15H109V13H110V15H112L111 13L116 14L117 16H115V17L118 18V19L116 20L117 22H119V21H120V22L125 21L124 19H126V18L123 17V16L121 15V13H120L118 10H116V9L114 8V9H111V11L114 10V11L111 12V11H109V10H110ZM112 8H113V7H112ZM142 8H144V7H141V9H142ZM149 8H150V7H149ZM151 8H152V7H151ZM151 8H150V9H151ZM218 8H219V10H221L220 8L223 9V7H218ZM224 8H225V6H224ZM229 8H230V7H229ZM246 8H247V6H246L244 9L246 10ZM41 9H42V8H41ZM45 9H46V8H45ZM47 9H48V8H47ZM146 9H147V8H146ZM146 9H145V10H146ZM152 9H153V8H152ZM161 9H163V8H161ZM161 9L159 8V10H161ZM165 9H164V10H165ZM214 9H215V8H214ZM216 9H217V8H216ZM249 9H251V8L249 7ZM249 9L247 8V11H251V10H249ZM260 9H261V8H260ZM50 10H51V8H50ZM50 10H49V11H50ZM145 10H144V11H145ZM147 10L149 11V9H147ZM147 10H146V11H147ZM164 10H163V12H164ZM191 10H192V9H191ZM193 10H194V9H193ZM193 10H192V11H193ZM227 10H228V9H227ZM242 10H243V9H242ZM245 10H244V11H245ZM254 10H255V8H254ZM51 11H52V10H51ZM92 11H95V10L92 9ZM92 11H89L90 14L93 13ZM165 11H166V12H165L166 14L164 15V17H165V16H169V17H170V16H173V17H171V18H175V16H176V20H178L177 17L179 18V16H177V14H176L177 11H176V12H172V13H170V14L167 13V10H165ZM182 11H183V10H181V12L179 11L180 14H183L184 11H183V12H182ZM185 11H186V10H185ZM188 11H189V10H187V12H188ZM212 11H213V10H212ZM217 11H218V10H217ZM222 11L225 12L226 9H225V10H221V14H222ZM232 11H233V10H232ZM232 11H231V12H232ZM244 11H242V12H244ZM40 12H41V10H40ZM44 12H45V10H44ZM55 12H56V11H55ZM179 12H178V14H179ZM187 12H186V13H187ZM190 12H191V11H190ZM193 12H197V9H195V11H193ZM215 12H216V11H215ZM224 12H223V13H224ZM254 12H255V11H254ZM257 12H258V11H257ZM262 12H263V9H262ZM41 13H43V12H41ZM184 13H185V12H184ZM232 13H233V12H232ZM87 14L89 15L88 11L86 12V14H85L84 17L87 18V17H88V16H86ZM98 14H99V15H98ZM188 14H189V12H188ZM195 14H197V13H194V15H195ZM214 14H215V13H214ZM214 14L210 13L211 16L213 15L212 17H210V21H211V22H210L209 20H206V22H210V23H207V25L209 24V26H210V24H211V27H213V28L217 25V24H216V23H217V20L219 21L218 23H220V21L222 20V19H220V20L218 19V18L221 17V15H220L219 12H218V14H217V13H216V14H217L218 16L220 15V17H218L217 15H214ZM225 14H227V15L230 16V14H228V13H225ZM225 14H224L223 16H226ZM235 14H236V13H235ZM238 14H239V13H238ZM238 14H237V15H238ZM245 14H246V13H245ZM45 15H46V14H45ZM47 15H49V14H47ZM108 15H107V16H108ZM129 15H130V14H129ZM185 15H186V14H185ZM190 15H191V16L193 15L192 12L190 13ZM194 15H193V16H194ZM210 15H208V16H210ZM232 15L234 16V13H233ZM237 15H236V16H237ZM243 15H244V14H243ZM249 15H250V14H249ZM90 16H91V15H90ZM186 16H187V15H186ZM215 16L218 17L217 20H215V19L211 20L212 18H216ZM251 16H252V15H251ZM261 16H262V15H261ZM263 16H264V15H263ZM46 17H47V16H46ZM164 17H162V18H164ZM169 17H168V18H169ZM180 17H181V16H180ZM238 17H239V16H238ZM113 18H114V15H113ZM168 18H167V19H168ZM171 18L168 19V20H169V21H173V20H175V19L171 20ZM183 18H184V17H183ZM199 18H200V17H199ZM221 18H223V17H221ZM224 18H225V17H224ZM224 18H223V20H222L223 22H225V21H224ZM226 18H229V17L226 16ZM226 18H225V19H226ZM114 19H115V18H114ZM165 19H166V18H165ZM167 19H166V20H167ZM184 19L187 20V17L184 18ZM207 19H208V18H207ZM253 19H254V17H253ZM98 20H99V21H98ZM159 20H160V19H159ZM166 20H165V21H166ZM180 20H181V19H180ZM189 20H190V19H189ZM234 20H235V19H234ZM256 20H257V19H256ZM94 21H95V22H94ZM160 21L162 22V20H160ZM160 21H159V22H160ZM227 21H228V20H227ZM230 21H231V20H230ZM232 21H233V20H232ZM252 21H253V20H252ZM252 21H251V22H252ZM254 21H255V20H254ZM254 21H253L252 24H254ZM98 22H99V23H98ZM113 22H114V20H113ZM120 22H119V23L114 22V25H119ZM125 22H127V20H126ZM188 22H189V21H188ZM228 22H229V21H228ZM88 23H89V21H88ZM88 23H87V25H90V26H91V25H92V26L94 25V24H91L92 22H91L90 24H88ZM106 23H108V21H107ZM109 23H111V22L109 21ZM109 23H108V25H107V34H108L109 30H110V35H111V34H112L113 36L115 35V37L113 38V40H114V39H117L116 37H119V36H117V32H116V33H115V32L113 33V31L117 28V26H116V28H115L114 25L112 26V25H110ZM162 23H164V21H163ZM174 23H176V21H174V22H172V23L170 22L171 25L174 24ZM177 23H178V22H177ZM221 23H222V22H221ZM226 23H227V22H226ZM240 23H241V21H240ZM248 23H249V24H248ZM248 23H247V26L250 25V22H249V21H248ZM101 24H102V23H101ZM122 24H123V22H122L120 25H122ZM165 24H167V21L165 22ZM178 24H180V23H178ZM186 24H187V23H186ZM204 24H205V22H203V25H204ZM252 24H251V25H252ZM20 25H21V24H20ZM63 25H64V24H63ZM123 25H124V24H123ZM123 25H122V26H118V27H120V28L123 29V28H124ZM127 25L129 26V27L127 26L128 28H130V29H132L133 31H135V32H134L135 34H136V31H141L138 25H133V24H131V23H128ZM162 25H163V26H162ZM199 25H201V24H199ZM203 25H202V26H203ZM229 25H231V23H230ZM237 25H238V23H237ZM237 25H236V28H237ZM97 26H98V25H97ZM157 26H158V25H157ZM159 26H162L163 29H164V24H161V25H160V23H159ZM172 26L174 27V25H172ZM172 26L170 27V25H169V26L167 25V27H168V28L170 27V28H169L168 30H166L167 28L165 27V28H166V29H165V30H166L165 32H168L170 29H171L170 31H172ZM175 26H177V25H175ZM181 26H182V25H181ZM184 26H185V24H184ZM204 26H205V25H204ZM224 26H225V25H223V27H224ZM226 26H227V25H226ZM232 26H233V25H232ZM253 26H254V25H253ZM256 26H257V25H256ZM105 27H106V25H105ZM112 27H113V28H112ZM127 27L125 26V29H126ZM179 27H180V26H178V27H176V28L174 27V30L177 29V28H179ZM187 27H189V26H187ZM205 27H206V26H205ZM217 27H218V26H216V28H217ZM257 27H258V26H257ZM263 27H264V26H263ZM263 27H262V28H263ZM17 28L19 29V26H18ZM62 28H63V27H62ZM114 28H115V29H114ZM199 28H200V27H199ZM202 28H204V27H202ZM213 28H212V29H213ZM230 28H231V27H230ZM248 28H249V27H248ZM15 29H16V28H15ZM20 29H21V28H20ZM112 29H114V30L112 31ZM118 29H119V28H118ZM130 29H127V32L130 33V31H128V30H130ZM154 29H155V28H154ZM154 29H153V30H154ZM158 29H159V27H158ZM206 29H208V28H206ZM212 29H210V32H212V34H213V31H211ZM217 29H218V28H217ZM217 29L214 28V30H216V31H217ZM263 29H264V28H263ZM105 30H106V29H105ZM159 30L163 31L162 28L159 29ZM194 30H195V29H194ZM196 30H197V29H196ZM200 30H201V29H200ZM239 30H241V29H239ZM246 30H247V29H245V31H246ZM257 30H258V28H257ZM257 30H256V32H257ZM17 31H19V30H17ZM111 31H112V32H111ZM125 31H126V30H125ZM133 31H131V33H133ZM202 31H203V29H202ZM202 31H200V32H202ZM205 31H206V33H205L206 36L208 35V33L210 34V32H207V30H205ZM216 31H215V32H216ZM220 31H221V29H220ZM226 31H227V30H226ZM258 31H259V30H258ZM123 32H124V31H123ZM154 32H155V30H154ZM156 32H157V29H156ZM193 32H194V31H193ZM193 32H192V33H193ZM195 32L197 33V31H195ZM198 32H199V31H198ZM200 32H199L198 34H200ZM254 32H255V31H254ZM256 32H255V33H256ZM15 33H16V32H15ZM119 33H120V32H119ZM139 33H140V32H139ZM139 33H138V34H139ZM141 33L143 34V36L145 35L142 31H141ZM141 33H140V34H141ZM158 33L160 34V32H158ZM168 33H169V32H168ZM196 33H195V34H196ZM203 33H204V32H203ZM225 33H227V32H225ZM248 33H249V32H248ZM4 34H5V33H4ZM19 34H20V32H19ZM107 34H106V31H105V33H104V36H105V37H104V38H107V37H106ZM161 34H163V32H161ZM165 34H166V33H165ZM198 34H197V35H198ZM201 34H202V33H201ZM215 34H216V33H215ZM256 34H257V33H256ZM110 35L108 36L109 38H107V39H105V40H108V39L110 40V39H112V38H110V37H111ZM119 35H122V34H119ZM153 35H154V34H153ZM153 35H152V36H153ZM156 35H157V34H156ZM189 35H190V34H189ZM193 35H194V34H193ZM197 35H194V36H197ZM213 35H214V34H213ZM251 35H252V33H251ZM251 35H249L248 38H250ZM254 35H255V34H254ZM3 36H4V35H3ZM122 36H123V35H122ZM130 36H131V34H130ZM203 36H204V35H203ZM239 36H240V35H239ZM125 37H126V36H125ZM190 37H191V36H190ZM190 37H189V38H187V37L185 38V39H186L185 41H188L187 39H189L190 42H187V43L185 42V44L182 43V45L180 44L181 46L179 45V48L181 47L179 53L181 52V53H183V54H181V61H180V63L178 62V63H179L178 66L182 63L180 66L182 67V65L184 64V68H185V65H186L187 63H190V62L193 63V62H195V63H193V64L190 63V64H189L190 66L188 65V67H191V65H192V67H191L192 70H191V71L193 72V71L195 70L194 67H196V65H198V64H201V63H198V64L196 63V60H198L197 58H200V57H203V58H204V55H205L206 53L203 54L202 47H203L204 45L202 46L201 43H200V39L203 38V37L198 38L199 41H196V42H193L194 40L191 41L192 39H191ZM198 37H200V36H198ZM209 37H211V36H209ZM209 37H207V38H209ZM214 37H215V36H214ZM252 37H253V39H254V36H253V35H252ZM252 37H251L250 39H252ZM122 38H123V37H122ZM193 38L196 39V37H193ZM244 38H245V34H244ZM258 38L260 39V37H258ZM18 39H19V38H18ZM123 39H124V38H123ZM190 39H191V40H190ZM198 39H197V40H198ZM211 39H212V38H211ZM224 39H225V38H224ZM224 39H223V40H224ZM236 39H238V38L236 37ZM259 39H257V40H259ZM15 40H16V38H15ZM119 40H120V39H119ZM214 40H216V39H214ZM244 40H245V39H243V41H244ZM263 40H264V39L262 38V41H263ZM16 41H17V40H16ZM130 41H131V40H130ZM183 41H184V40H183ZM183 41H182V42H183ZM201 41H203V39H202ZM210 41H211V40H210ZM210 41H208V43H209ZM219 41H220V40H219ZM243 41H242V42H243ZM254 41H255V40H254ZM259 41H260L259 45H256V46H260V44H261L262 41H261V40H259ZM259 41H258V42H259ZM71 42H72V41H71ZM128 42H129V41H128ZM180 42H181V41H180ZM180 42H179V43H180ZM212 42H213V41H212ZM224 42H225V41H223V43H224ZM233 42H234V41H233ZM236 42H237V40H236ZM247 42H248V41H247ZM95 43H97V42H95ZM115 43H116V42H115ZM144 43H145V42H144ZM202 43H203V42H202ZM225 43H226V42H225ZM240 43H241V42H240ZM248 43H250V40H249ZM73 44H75V45H74V48H75V47H76V43L73 42V43H72V46H73ZM127 44H128V43H127ZM127 44H126V45L124 44L123 47L127 46ZM131 44H132V43H131ZM134 44L136 45L137 43H133V46L135 47ZM205 44H206V43H205ZM215 44H216V43H215ZM215 44L213 43V44H211V45L214 46ZM221 44H222V43H221ZM233 44H234V43H233ZM257 44H258V43H257ZM262 44H263V43H262ZM129 45H130V44H128V46H129ZM137 45H138V44H137ZM137 45H136V47H137ZM206 45H207V44H206ZM219 45H220V44H219ZM244 45H245V44H244ZM248 45H249V44H248ZM1 46H2V45H1ZM4 46H5V45H4ZM128 46H127V48H125L126 51H128L129 49H130V51H131L132 48H134V47H132V48L129 47V49H128ZM131 46H132V45H131ZM144 46H145V44H144ZM150 46H151V45H150ZM232 46H233V45H232ZM7 47L9 48L8 43H7ZM7 47H6V51L8 50ZM216 47H217V45H216ZM216 47H214V49H215ZM219 47H220V46H219ZM233 47H234V46H233ZM238 47H239V46H238ZM243 47H244V46H243ZM249 47H250V46H248V48H249ZM253 47H254V46H253ZM153 48H154V47H153ZM177 48H178V46H177ZM71 49H72V51H73V48H71ZM127 49H128V50H127ZM148 49H149V47H148ZM148 49H147V50H148ZM217 49H218V48H217ZM236 49H237V48H236ZM236 49H235V51H236ZM250 49L253 50V49H255V48H252V47H251ZM263 49H264V48H263ZM2 50H3V49H2ZM4 50H5V49H4ZM85 50L87 51V49H85ZM155 50H156V49H155ZM175 50H177V49H175ZM185 50H186L187 53H189V54H186ZM232 50H233V48H232ZM240 50H241V49H240ZM121 51H122V50H120V53H121ZM130 51H128V53H130ZM132 51H136V52H137V49H136V50H132ZM148 51H149V50H148ZM148 51L145 50V53L147 52L146 54H148ZM208 51H209V49H208ZM235 51H233V53H231V54L234 55V54L236 53ZM242 51H243V50H242ZM249 51H250V50H249ZM102 52H103V51H102ZM102 52H101V53H102ZM136 52H134L132 55L136 54ZM150 52H151V51H150ZM176 52H178V51H176ZM176 52L174 51V53H176ZM204 52H205V51H204ZM240 52H241V51H240ZM240 52L238 51V53H240ZM243 52H244V51H243ZM243 52H242V53H243ZM250 52H252V51H250ZM260 52H261V51H260ZM123 53H124V56H125V54H126L127 52L125 53V51H124ZM123 53H122V54H123ZM128 53H127V55H128ZM151 53H152V52H151ZM155 53H156V52H155ZM155 53L153 52V55H155ZM238 53H237V54H238ZM242 53H241V54H242ZM245 53H246V52H245ZM102 54H103V53H102ZM104 54H105V53H104ZM130 54H131V53H130ZM146 54H144V55H146ZM208 54H210V53H208ZM213 54H216V53L213 52ZM243 54H244V53H243ZM250 54H251V53H250ZM253 54H254V52H253ZM257 54H259V52H257V53L254 54V55H257ZM260 54H261V53H260ZM262 54H264V53L262 52ZM107 55H108V54H107ZM109 55H110V54H109ZM116 55H117V54H116ZM149 55H150V53H149ZM149 55H146V56L149 57ZM153 55H151V57H152ZM114 56H115V55H114ZM156 56H157V55H156ZM178 56H180V55H178ZM178 56H177V57H178ZM207 56H208V55H207ZM207 56H206V58H207ZM244 56H245V55H244ZM261 56H262V55H261ZM263 56H264V55H263ZM102 57H104V56L102 55ZM112 57H113V55H112ZM130 57H131V56H130ZM130 57H129L128 59H131ZM147 57H146V58H147ZM151 57H150V58H151ZM163 57H164V56H162V59H163ZM210 57H211V54H210ZM210 57H208V58L210 59ZM249 57H250V56H249ZM257 57H258V56H257ZM104 58H105V57H104ZM115 58H117V57H115ZM126 58H127V57H126ZM126 58L124 57V59H126ZM133 58H135V56H134ZM133 58H132V59H133ZM136 58H138V57H136ZM153 58H154V60H155L156 57L153 56V57H152V60H153ZM164 58H165V57H164ZM178 58L180 59V57H178ZM178 58H177V59H178ZM212 58H213V57H212ZM223 58H224V56H223ZM239 58H240V57H239ZM239 58H238V60H239ZM253 58H255V57H253ZM258 58H259V57H258ZM119 59H120V57H119ZM147 59H149V58H147ZM157 59H158V58H157ZM192 59H193L194 61H193ZM195 59H196V60H195ZM241 59H242V57H241ZM86 60H87V59H86ZM86 60H85V61H86ZM115 60H116V59H115ZM115 60H114V61H115ZM136 60H137V59H136ZM159 60H160V57H159ZM191 60H192L193 62H192ZM221 60H222V59H221ZM246 60H247V58H246ZM250 60H251V59H250ZM254 60H255V59H254ZM261 60H262V59H261ZM263 60H264V59H263ZM83 61H84V60H83ZM85 61H84V62H85ZM101 61H102V60H101ZM108 61H109V60H108ZM112 61H113V60H112ZM126 61H127V59H126ZM130 61H131V60H130ZM147 61L150 62L151 60L149 59V60H146V62H147ZM156 61H157V60L152 61V66H153V67H156V65H155L156 63L153 64V62H156ZM177 61H179V60H177ZM198 61H200V60H198ZM198 61H197V62H198ZM202 61H203V60H202ZM202 61H200V62H202ZM204 61H205V60H204ZM207 61L209 62V60H207ZM252 61H253V60H252ZM69 62H70V61H69ZM81 62H82V60H81ZM87 62H88V60L86 61V63H87ZM160 62H163V60H161V61L158 62V64H159L158 67H160ZM223 62H224V60H222V63H223ZM225 62H226V60H225ZM238 62L240 63L241 61L239 60ZM254 62H256V64H257V62H259V61H256V60H255ZM254 62H253V63H254ZM261 62H262V61H261ZM107 63H108V62H107ZM118 63H119V62H118ZM173 63H174V62H173ZM215 63H216V61H215ZM228 63H231V62H228ZM253 63L251 64V62H250L251 66L253 65ZM80 64H81L80 66H82V65H83V62L80 63ZM97 64H98V63H97ZM109 64H110V63H109ZM119 64H121V62H120ZM148 64H149V63H148ZM148 64H146V66H147ZM169 64H171V63H169ZM195 64H196V65H195ZM205 64H206V63H205ZM225 64H226V66H223L224 64L221 65V66L224 67V72L228 69L227 66H229V65H227V63H225ZM247 64H249V63H247ZM260 64H261V63H260ZM67 65H68V64H67ZM69 65H70V64H69ZM84 65H85V63H84ZM88 65H89V63H88ZM88 65H87V66H88ZM98 65H99V64H98ZM174 65H175V64H174ZM193 65H194V67H193ZM201 65H203V64H201ZM245 65H246V64H245ZM257 65H258V64H257ZM70 66H71V67H70ZM70 66H68V67L72 68V62H71V65H70ZM87 66H86V67H87ZM95 66H96V65H95ZM133 66H134V65H133ZM167 66H169V65H167ZM175 66H176V65H175ZM206 66H207V65H206ZM239 66H241V64H240ZM254 66H255V65H254ZM254 66H253V67H254ZM68 67H67V68H68ZM74 67H75V66H74ZM86 67H85V68H86ZM90 67H92V66L89 65V69H91ZM148 67H151V66L148 65ZM148 67H145V68H148ZM153 67H151V69H152ZM169 67H170V66H169ZM181 67H180V68H181ZM186 67H187V65H186ZM198 67H200V66H198ZM201 67H202V66H201ZM201 67H200V68H201ZM204 67H205V66H204ZM214 67H215V66H214ZM225 67L227 68L226 70H225ZM229 67H230V66H229ZM253 67H252V68H253ZM255 67H256V66H255ZM257 67L259 68L260 66H257ZM83 68H84V67H83ZM110 68H111V67H110ZM163 68H164V67H163ZM167 68H168V67H167ZM170 68H171V67H170ZM170 68H168V69H170ZM172 68H173V66H172ZM193 68H194V69H193ZM247 68L249 69V65L247 66ZM252 68H251V70H252ZM89 69H88V70H89ZM93 69H94V67H93ZM100 69H101V67H100ZM148 69H149L148 72H150V71H151V72H154L153 70H154L155 68H153V70H150V68H148ZM181 69H183V68H181ZM201 69H202V68H201ZM201 69H199V70L196 69V70H195V71L198 70L197 73H199V71H201V72L199 73L200 76H198V78H199V77H203L204 73H206L205 71H207L208 68H206V70H205V69H202V70H204V71H202ZM242 69H243V68H242ZM72 70H74V69H72ZM157 70H159V69H157ZM157 70H156V71H157ZM161 70L163 71V69H161ZM173 70H174V69H173ZM179 70H180V69H179ZM179 70H178V71H179ZM228 70H229V69H228ZM240 70H241V69H240ZM240 70H239V72H240ZM243 70H246V72L249 73V72L247 71V69H246V66H245V68H244ZM255 70H256V68H255ZM82 71H83V70H82ZM146 71H147V70H146ZM165 71H166V69H165ZM165 71H164V73H165ZM175 71H177L176 68H175ZM175 71H173L174 74H176ZM178 71H177V72H178ZM180 71H181V70H180ZM185 71L187 72V70H185ZM185 71H183V72H185ZM195 71H194V72H195ZM217 71H218V70H217ZM217 71H215V72H217ZM79 72H80V71H79ZM86 72H87V71H86ZM151 72H150V73H151ZM183 72L181 73V75L184 74V76H185V73H183ZM189 72H190V71H188V73H187L186 75L190 74ZM208 72H209V71H208ZM219 72H220V70H219ZM221 72H222V71H221ZM224 72H223V73H224ZM229 72H230V70H229ZM233 72H234V71H233ZM244 72H245V71H244ZM244 72H242L243 75H245ZM250 72H251V71H250ZM80 73H82V72H80ZM89 73H90V72H89ZM91 73H92V72H91ZM99 73H101V72H99ZM164 73H163V74H164ZM168 73H169V72L167 71V73H166L165 75L168 76ZM195 73H196V72H195ZM217 73H218V72H217ZM225 73H226V75L228 74L227 76H229V74H231L232 71H231V73H228V72H225ZM247 73H246V74H247ZM254 73H256V71H255ZM254 73H253V74H254ZM257 73L259 74V72H257ZM82 74H83V73H82ZM82 74H81V75H82ZM101 74H102V73H101ZM141 74H143V73L141 72ZM154 74H155V73H154ZM163 74H162V76H163ZM174 74H173V75H174ZM238 74H239V75H237V76L239 77V76L241 75V73H238ZM251 74H252V73H251ZM251 74H247V75H248V76L250 75V77H252V76L255 75V74H254V75H251ZM94 75H95V74H94ZM97 75H98V76H101V75H99V74H97ZM97 75H95V76H97ZM111 75H112V77L109 78V82H110V80L113 78V74H110V76H111ZM143 75H145V74H143ZM148 75H149V73H148ZM169 75H170V73H169ZM173 75H172V77H174ZM177 75H178V74H177ZM179 75H180V72H179ZM179 75H178V76H179ZM181 75H180V76H181ZM191 75H192V73H191ZM191 75H189V76H190V77H193V79L195 80V78H197V75H198V74L195 75V76H196L195 78H194V76H191ZM193 75H194V74H193ZM226 75H224L225 77L223 76V77H224V80H225V78L227 77ZM256 75H257V74H256ZM24 76H25V75H24ZM84 76H86V75H85V72H84ZM140 76H141V75H140ZM151 76H152V73H151ZM151 76H150V77H151ZM153 76H155V75H153ZM158 76H159V74H158ZM162 76H161V78H162ZM182 76H183V75H182ZM182 76H181V77H182ZM241 76H242V75H241ZM257 76H258V75H257ZM114 77H116V76H114ZM117 77H118V80H120L119 76H117ZM123 77H124V76H123ZM146 77H147V76H146ZM170 77H171V76H170ZM185 77H186V76H185ZM185 77H184V79H185ZM213 77H216L215 74L213 75ZM223 77H222V78H223ZM230 77H231V76H230ZM230 77H228V78H230ZM235 77H236V76H235ZM25 78H26V76L24 77V79H25ZM50 78H51V77H50ZM80 78H83V76L80 77ZM84 78H85V77H84ZM98 78H99V77H98ZM144 78H145V76H144ZM155 78H156V77H155ZM163 78H165V77H163ZM188 78H189V77H188ZM228 78H227V79H228ZM232 78H233V77H232ZM246 78H247V77H246ZM19 79H20V78H19ZM24 79H23V83H24V82H27V80L25 81ZM56 79H57V78H56ZM85 79H87V78H85ZM85 79L82 81L84 84L87 83V81H86V83H85ZM91 79H92V78H90L89 80H91ZM95 79H96V78L94 77V80H95ZM103 79H104V78H103ZM157 79H158V78H157ZM165 79H167V78H165ZM168 79H169V78H168ZM168 79H167V80H168ZM170 79H172V78H170ZM170 79H169V80H170ZM179 79H181V78H179ZM179 79H177V80H179ZM184 79H183V77H182V81H183ZM186 79H187V78H186ZM193 79L190 80V78H189V80H188V79H187V80H188V81L190 82V84H191V83H194ZM199 79H201V78H199ZM209 79H210V78H209ZM234 79H235V78H234ZM240 79H241V77H240ZM114 80H115V78H114ZM114 80H112L111 82H113ZM121 80H122V76H121ZM124 80H125V79H123V81H124ZM150 80H151V78H150ZM150 80H149V83L151 82ZM158 80H159V79H158ZM158 80H157V81H158ZM172 80H173V79H172ZM174 80H175V79H174ZM174 80H173V81H174ZM187 80H186V81L184 80L183 82H182L181 80H179V82L181 81V82L184 83V84H185V82H186L187 84H185L184 86L187 87V86H188V81H187ZM204 80H205V79H204ZM204 80H203V81H204ZM242 80H244V78H243ZM28 81H29V80H28ZM30 81H31V80H30ZM105 81H106V80H105ZM116 81H117V80H116ZM147 81H148V78H147ZM160 81H161V80H159V82H160ZM191 81H193V82H191ZM196 81L198 82L199 80L197 79ZM196 81H195V82H196ZM200 81H201V80H200ZM21 82H22V80H21ZM21 82H20V83H21ZM55 82H57V80H56ZM59 82H60V81H59ZM59 82H58V83H59ZM91 82H92V81H91ZM96 82H98V81L95 80V82H92V83L95 84ZM111 82H110V83H111ZM118 82L120 83V81H118ZM159 82H158V83H159ZM161 82L164 83L165 81H161ZM168 82H169V81H168ZM168 82H167V83H168ZM177 82H178V81H177ZM181 82H180V83H181ZM204 82H205V81H204ZM243 82H244V81H243ZM30 83H31V82H29V84H28V83H24V84L31 85ZM89 83H90V82H89ZM89 83H87L86 85H88ZM92 83H90V84H92ZM105 83H108V81L105 82ZM110 83H109V84H110ZM122 83H123V82H122ZM122 83H121V84H122ZM124 83H125V82H124ZM144 83H145V82H144ZM155 83H156V81H155ZM162 83H161V85H163ZM171 83H172V82H171ZM171 83H170V85H171ZM175 83H176V81H175ZM175 83H174V84H175ZM182 83H181V86L183 85ZM257 83H258V82H257ZM80 84H81V88H82V83H80ZM80 84H78V85H80ZM100 84H101V83H100ZM112 84L114 85V83H112ZM121 84H120V85H121ZM133 84H134V83H133ZM141 84H142V83H141ZM141 84H140V85H141ZM153 84H154V83H153ZM59 85H60V84H59ZM86 85H85V87H86ZM103 85H104V83H103ZM106 85H107V84H105V86H106ZM125 85H126V83H125ZM144 85L146 86L147 83L144 84ZM156 85H157V84H156ZM164 85H165V83H164ZM177 85H178V83H177ZM179 85H180V84H179ZM25 86H26V85H25ZM25 86H24V87H25ZM75 86H76V85H75ZM83 86H84V85H83ZM89 86H90V85H89ZM91 86H92V85H91ZM108 86L110 87V85H108ZM115 86H117V83H116V85H114V87H115ZM121 86H122V88H123L124 84H122ZM121 86H120V88H121ZM127 86H128V84H127ZM148 86H149V85H148ZM184 86H182V87L179 86L178 88L181 89V88H183ZM231 86H232V84H231ZM238 86H239V85H238ZM24 87H23V89H24ZM26 87H27L26 89L29 88L28 86H26ZM78 87H79V86H78ZM98 87H99V86H98ZM111 87H112V86H111ZM111 87H110V89L108 90V94H109V96H110L109 91L111 90ZM118 87H119V85H118ZM118 87H117V90H118ZM155 87H157V86H155ZM158 87H159V86H158ZM164 87H165V86H164ZM174 87H175V86H174ZM99 88H100V87H99ZM107 88H108V87H107ZM120 88H119V89H120ZM122 88H121V89H122ZM128 88H129V86H128ZM130 88H131V87H130ZM160 88H161V87H160ZM231 88H232V87H231ZM231 88H230V89H231ZM235 88H236V87H235ZM237 88H238V87H237ZM33 89H35V88H33ZM33 89H32V90H33ZM85 89H86V88H85ZM92 89H93V88H92ZM92 89H91V90H92ZM121 89H120V90H121ZM126 89H127V88H124V90H126ZM157 89H158V88H157ZM183 89H185V87H184ZM232 89H233V88H232ZM80 90H81V89H80ZM106 90H107V89H106ZM112 90H113V89H112ZM112 90H111V91H112ZM114 90H116V89H114ZM122 90H123V89H122ZM122 90H121V91H122ZM124 90H123V91H124ZM155 90H156V89H155ZM163 90H164V89H163ZM176 90H177V89H175V91H176ZM206 90H208V89H205V91H206ZM209 90H210V89H209ZM211 90H212V88H211ZM244 90H245V89H244ZM21 91H22V92L25 91V92H26L25 94H27V91H26V90H22V87H21ZM35 91H38V90H35ZM126 91H127V90H126ZM152 91H154V90L152 89ZM152 91H151V92H152ZM156 91H158V90H156ZM161 91H162V90H161ZM167 91H168V90H167ZM178 91H179V90H178ZM213 91H215V90H213ZM213 91H212V92H211V91H207V93H208V92H211L212 94H210V95L206 94V96H205V94H203L204 97H207V95H208V96H211V98H213V97H214V93H215V92H213ZM228 91H230V90H228ZM228 91H226V93H227ZM241 91H242V90H241ZM29 92H32V91H30V89H29ZM33 92H34V90H33ZM40 92H41V91H40ZM114 92H115V91H113V92H111V93H114ZM117 92H118V91H117ZM124 92H125V91H124ZM140 92H141V91H140ZM159 92H160V91H159ZM162 92H163V91H162ZM202 92H203V91H202ZM219 92H220V91H219ZM219 92H218V93H219ZM230 92H231V91H230ZM244 92H245V91H244ZM49 93H50V92H49ZM115 93H116V92H115ZM115 93H114V94H115ZM126 93H127V92H126ZM126 93H125V94L122 93V95L124 94V95H123V98H124L125 100L127 99V97H125ZM155 93H156V92H155ZM232 93H234V92H232ZM245 93H246V92H245ZM247 93H248V92H247ZM25 94H24V93H21V95H25ZM34 94H35V93H34ZM36 94H37V93H36ZM50 94H51V93H50ZM82 94H83V93H82ZM114 94H113V96H112V97H113V100H114V98H117V100H116L117 102H116V104H114V103H112V104H114V105L119 104V107H122V108H123V107L125 106V103H122V102H121V101H122V100H121L122 95L120 94L121 97H120L119 99H120L121 101L119 102V101H118V100H119V99H118V97H119V92H118V94L116 93V94L118 95L117 97H115L116 95L114 96ZM165 94H166V93H165ZM199 94H200V93H199ZM216 94H217V92H216ZM216 94H215V95H216ZM227 94H228V93H227ZM230 94H231V93H230ZM235 94H236V93H235ZM235 94H234V96H235ZM241 94H242V92H241ZM241 94H239V92H238L237 95H238L239 97H238L237 95H236V97L240 98V96H242ZM27 95H29V94H27ZM27 95H25V96H27ZM31 95H32V93H31ZM78 95L82 96L81 94H78ZM138 95H139V94H138ZM140 95H141V94H140ZM142 95H143V94H142ZM150 95H151V94H150ZM153 95H154V93H153ZM157 95H158V94H156V96H157ZM201 95H202V93H201ZM222 95H223V94H222ZM244 95H245V94H243V96H244ZM252 95H253V94H251V96H252ZM29 96H30V95H29ZM34 96H35V95H34ZM37 96H38V95H37ZM80 96H79V97H80ZM83 96H84V95H83ZM83 96H82V97H83ZM128 96H129V94H128ZM151 96H152V95H151ZM212 96H213V97H212ZM243 96H242V97H243ZM38 97H39V96H38ZM75 97H77V94H76ZM79 97H78L77 102L79 101ZM106 97H107V96H106ZM112 97L110 96V97H108V99L110 100ZM197 97H198L199 99L204 98V97H202V96H201V98H200L199 95H198ZM222 97H223V96H222ZM227 97H228V96H227ZM231 97H232V96H231ZM231 97H230V98H231ZM236 97H235V98L232 97L231 99L228 97V99H230L229 101H231L232 99H234V101H235ZM26 98H27V97H26ZM83 98H84V97H83ZM130 98H131V97H130ZM134 98H135V97H134ZM141 98H143V97H140V96H139V100H140ZM198 98H197V99H198ZM208 98H209V97H208ZM211 98H209V100H210ZM223 98L225 99V97H223ZM238 98H237V99H238ZM251 98H252V97H251ZM5 99H6V98H5ZM29 99H30V98H29ZM69 99H70V98H69ZM71 99H72V97H71ZM76 99H77V98H76ZM76 99H75V100H76ZM137 99H138V96H137ZM144 99H145V98H144ZM155 99H156V97H155ZM165 99H166V98H165ZM168 99H169V97H168ZM199 99H198V100H199ZM205 99L207 100V98H205ZM224 99H223V101L228 100V99H225V100H224ZM237 99H236V100H237ZM241 99H242V98H241ZM20 100H22V99H20ZM31 100H33V99H31ZM34 100L36 101V99H34ZM37 100H38V99H37ZM67 100H68V99H67ZM67 100H66V101H67ZM72 100H73V99H72ZM80 100H81V97H80ZM113 100L111 99V102H113ZM139 100H138V102H139ZM198 100H197V101H198ZM202 100H203V99H202ZM211 100H213V99H211ZM214 100L216 101L215 97H214ZM220 100H221V99H220ZM238 100H240V99H238ZM248 100L250 101V99H248ZM66 101H65V102H66ZM69 101H70V100H69ZM69 101H68V102H69ZM73 101H74V100H73ZM107 101H108V100H107ZM127 101H129V100H127ZM142 101H143V100H142ZM142 101H141V102H142ZM148 101H149V102H148L147 104H146V103H145V104L143 103V104L145 105L144 107L149 108V107L152 106V103H153V102H151L150 100H148ZM163 101H164V100H163ZM165 101H166L167 103H169L168 100H165ZM165 101H164V102H165ZM172 101H173V99H172ZM200 101H201V100H200ZM232 101H233V100H232ZM232 101L229 102V103H230V106L228 105V107H227L228 109H227V111L225 112L226 114H227V112H231L230 109H232V108H233L232 110L234 111V108L236 107V106L233 107V106H234V103L231 104ZM234 101H233V102H234ZM251 101H252V99H251ZM251 101H250L249 103H251ZM29 102H30V101H29ZM32 102H33V101H32ZM36 102H37V101H36ZM36 102H33V103H32V105H34L35 108H36V106H35ZM74 102H76V101H74ZM74 102L72 103V106H71V105H68L67 103H65V104H66L67 106H71V107L73 108V107H75V105H77V103L74 105ZM81 102H82V101H81ZM81 102H79V103H81ZM90 102H91V101H90ZM114 102H115V100H114ZM123 102H124V100H123ZM134 102H135V101H134ZM136 102H137V101H136ZM141 102H140V104H141ZM144 102H145V101H144ZM166 102H165V104H166ZM183 102H184V101H183ZM183 102H182V103H183ZM201 102H202V104H201L202 106H200V107H203L205 110H207L206 108H207V107L210 108L211 106L209 107V104L211 105V103H212L213 101H212L211 103H209L208 100H207L206 103H207V102L209 103L207 106H203V104H204L205 101H201ZM226 102H227V101H226ZM226 102H224L223 105H222L221 103L218 104L219 101H218V102H215V103H212V104H213V108H214V105H215L216 103H217L218 105H220L219 110L217 109L218 111L216 110L215 114H216V113L218 114L219 112L221 113L222 110L225 111L223 107H226V105H227ZM237 102H238V101H237ZM242 102H243V101H242ZM242 102H240L241 105H242ZM37 103H38V102H37ZM88 103H89V102H88ZM106 103H107V102H106ZM126 103H127V102H126ZM132 103H133V101H132ZM154 103H155V102H154ZM186 103H187V102H186ZM186 103L183 105V104H180V101H179V103H177V104H179V105H177V104H176V105H177L178 107H179L180 105H182V106H180V107H183V108H186V109H187V107H186ZM194 103H195V102H194ZM235 103H236V101H235ZM249 103H248V104H249ZM20 104H21V102H20ZM65 104H64V105H65ZM69 104H71V101H70ZM86 104H87V103H86ZM93 104H94V101H93ZM95 104H96V103H95ZM103 104H105V102H104ZM198 104H199V103L197 102L195 105H197V106L199 107ZM243 104H244V102H243ZM252 104H253V103H252ZM252 104H251L250 106H253ZM89 105H91V103H90ZM114 105H112V106H114ZM127 105H128V104H127ZM133 105L135 106L134 103H133ZM136 105H138V104H136ZM205 105H206V104H205ZM232 105H233V106H232ZM237 105H238V103H237ZM19 106H20V105H19ZM67 106H66V107H67ZM87 106H88V105H87ZM87 106H86V107H87ZM102 106H103V105H102ZM104 106H105V105H104ZM107 106H108V105H107ZM107 106H105L104 109H105L106 111L109 112V110H110L111 108H110L109 110H107V108H108ZM109 106H110V105H109ZM177 106H176V107H177ZM184 106H185V107H184ZM216 106H217V105H216ZM221 106H222V107H221ZM239 106H240V105H239ZM246 106H248V105H247V102H246L245 107H246ZM255 106H256V104H255ZM255 106H254V107H255ZM20 107H21V106H20ZM34 107H33V108H34ZM50 107H51V106H50ZM63 107H64V106L62 105V108H63ZM89 107H90V106H89ZM91 107H92V106H91ZM141 107H143V105H142ZM141 107H140V108H141ZM180 107H179V108H180ZM194 107H195V106H194ZM194 107H192V108L194 109ZM200 107H199V108H200ZM218 107H219V106H218ZM218 107H217V108H218ZM256 107H257V106H256ZM33 108H32V109H33ZM62 108H61V111H62ZM64 108H65V107H64ZM68 108H69V107H68ZM68 108H67V109H68ZM126 108H127V107H126ZM136 108H137V107H136ZM136 108L134 107V109H136ZM140 108L138 107L139 110H140ZM147 108H146V109H147ZM179 108H178V109H179ZM195 108L198 109L199 111H200V109H201V108L199 109V108H197V107H195ZM221 108H222V109H221ZM238 108H241V107H238ZM238 108H236V110H237ZM246 108H250V107H246ZM246 108H245V110H246ZM27 109H28V108H27ZM30 109H31V108H30ZM65 109H66V108H65ZM74 109H75V108H74ZM77 109H79V108H77ZM85 109H86V108H85ZM85 109H83V111H84ZM96 109H97V108H96ZM100 109H101V108H99V111H101ZM104 109H102V110L104 111ZM113 109H115V107H114ZM186 109H183V110H186ZM196 109H194V110H196ZM204 109H203V111H204ZM225 109H226V108H225ZM243 109H244V108H243ZM243 109L241 108L240 110L242 111ZM250 109H251V108H250ZM34 110H35V109H34ZM37 110H40V108H39V109L37 108ZM37 110H35V111H37ZM63 110H64V109H63ZM70 110L73 111V113L77 112L76 110H75V112H74V110H72V109L69 108V111H70ZM88 110H89V109H88ZM91 110H92V109H91ZM132 110H133V108H132ZM132 110H131V111H132ZM144 110H145V109H144ZM144 110H142V111H144ZM194 110H193L194 115H195L194 117H198V119H201V118H199V117H201L200 115H202L204 112H201L202 114L196 116L197 114H199V111H198V113H195V112H197V110H196V111H194ZM209 110L212 111L211 108H210ZM220 110H221V111H220ZM240 110H239V112L237 111V112H238L237 114L240 113ZM252 110H253V108H252ZM32 111H33V110H32ZM32 111H31V112H32ZM35 111H34V112H35ZM61 111H58L57 114H60ZM92 111H93V110H92ZM92 111H91V112H92ZM96 111H97V110H96ZM103 111H102V112H103ZM116 111H118V113H119V110H116ZM134 111H136V113L138 114L137 110H134ZM178 111H179V110H178ZM210 111L207 110V111H205L204 114H207V112H209V113H212V112H213V113H214L215 108H214V110H213L212 112H210ZM248 111H249V110H248ZM248 111H247V112H248ZM254 111H258L257 108L254 109ZM22 112H23V114H24V113L26 114V112H24V111H22ZM64 112H67V111L65 110ZM64 112H62V113L64 114ZM80 112H82V111H80ZM91 112H90V113H91ZM97 112H98V111H97ZM97 112H96V113H97ZM110 112H112V111L110 110ZM110 112H109V114H108L107 112H105V114H108V115L111 116L112 114H111ZM113 112H114V110H113ZM113 112H112V113H113ZM180 112H182V111L180 110ZM180 112H178L179 115H180ZM234 112H235V111H234ZM69 113H70V112H68V115L65 113V114L67 115V118L69 119V122H68L69 124L66 125L67 129H70V128H68V125H70L71 122H74V121H75L74 118H73L72 113H71V114H69ZM86 113H87V112H86ZM90 113H89V116H90ZM93 113H95V111H94ZM96 113H95V114H96ZM116 113H117V112H116ZM133 113H134V112H133ZM136 113H135V117H137V116H136ZM139 113H141V112H139ZM183 113H184V111H183ZM209 113H208V114H209ZM213 113H212V114H213ZM220 113H219V114H220ZM242 113H244V112H241V114H242ZM249 113H250V112H248V115H250ZM254 113H257V112H254ZM254 113H253V114H254ZM29 114H30L32 117L39 116V115H37V114H36L35 116H33V115H34L33 112H32L33 115H32L30 112H29ZM38 114H39V113H38ZM53 114H54V113H53ZM53 114H52V115H53ZM80 114H81V113H80ZM103 114H104V113H103ZM103 114H102V115H103ZM144 114H146V113L144 112ZM167 114H168V112H166V115H167ZM181 114H182V113H181ZM186 114H187V113L182 114V116H183V115H186ZM208 114L205 115V116H208ZM223 114H224V112H223ZM237 114L235 115V113H234V115L236 116V117L234 118L235 120H236V118L242 116V115H240V114L237 116ZM251 114H252V112H251ZM30 115H29V116H30ZM74 115L76 116V114H74ZM115 115H116V114H115ZM149 115H150V114H149ZM151 115H152V114H151ZM191 115H192V114H191ZM191 115H190V116H191ZM221 115H222V114H221ZM255 115H257V114H255ZM40 116H41V115H40ZM42 116H43V115H42ZM44 116H45V115H44ZM77 116H78V115H77ZM86 116H88V113H87ZM89 116H88V118H89ZM104 116L106 117L107 115H104ZM110 116H109V117L107 116V118H110ZM168 116H169V114H168ZM180 116H181V115H180ZM180 116H179V118H182V116H181V117H180ZM212 116H214V115H211V117H212ZM216 116H218V115H216ZM227 116L230 117V115H228V114H227ZM231 116H232V115H231ZM259 116H260V115H259ZM20 117L22 118V115H20ZM26 117H27V116H26ZM51 117H52V116H51ZM53 117H54V116H53ZM58 117H59V116H56V118H58ZM61 117H62V115L60 116V118H61ZM79 117H80V116H79ZM81 117H82V114H81ZM90 117L93 118V117H95V116L93 115V117H92V115H91ZM97 117H98V116L96 115L95 119H96ZM101 117H102V116H100L99 118H101ZM111 117H112V118H116V116H115V117H114V116H111ZM149 117H151V116H149ZM174 117H177V114H176ZM187 117H189V114H187ZM192 117H193V116H192ZM192 117H190V119H191ZM194 117H193L192 119H194ZM228 117H227V118H228ZM233 117H234V116H233ZM249 117H250V116H249ZM257 117H258V116H257ZM37 118H38V117H37ZM37 118H36V119H37ZM43 118H44V117H43ZM49 118H50V117H49ZM56 118H55V119H56ZM60 118H58V119H60ZM84 118H85V116H84ZM84 118H83V121H82V122L84 123V125H85V127H86L87 124H85L86 122H84ZM102 118H103V117H102ZM130 118H132V121L135 122V120H133L134 116H133V117H130ZM137 118H138V117H137ZM152 118H153V117H152ZM152 118H151V119H152ZM167 118H168V117H167ZM177 118H178V117H177ZM177 118H176V119H177ZM179 118H178V120H180ZM216 118H217V117H216ZM216 118H214V119H216ZM223 118H224V117H223ZM253 118H255V117H253ZM29 119H30V118H29ZM32 119H33V118H31L30 120H28V122L30 121L29 124H31V123L33 122V121H31ZM50 119H51V118H50ZM50 119L48 120L50 123H51V122H53V123L56 122V120L52 119V120L55 121V122H54V121H50ZM77 119H78V118H77ZM103 119H104V118H103ZM105 119H106V118H105ZM139 119H140V118H139ZM148 119H149V118H148ZM151 119H150V121H152ZM153 119H155V118H153ZM186 119H187V118L185 117V118L183 119L184 121H181V122L179 121V122L181 123V126H182V127H183L182 123H184ZM190 119H189V120H190ZM198 119L195 118L194 120H195V121H198ZM211 119H213V117H212ZM229 119H230V118H228L227 120L229 121ZM231 119H233V118H231ZM242 119H243V118H242ZM39 120L42 121L41 119L38 118L37 121H39ZM73 120H74V121H73ZM87 120H88V119H87ZM89 120H90V119H89ZM93 120H94V118L92 119V121H93ZM99 120H101V122L103 121L102 119H99ZM110 120L112 121L111 118H110ZM110 120H109V122H107V120H106V123H111ZM114 120H115V119H114ZM116 120H117V119H116ZM121 120H122V119H121ZM121 120H120L119 122H121ZM141 120H142V119H141ZM141 120H140V121L137 120V123L140 124V122H141V124L143 125L144 122L141 121ZM146 120H147V119H146ZM146 120H145V121H146ZM163 120H164V119H163ZM181 120H182V119H181ZM217 120H219V119L217 118ZM220 120L224 121L222 118H220ZM227 120H225V121H227ZM259 120H260V119H259ZM259 120H257V122H259ZM24 121H25V120H24ZM40 121H39V122H40ZM46 121H47V120H46ZM57 121H58V120H57ZM70 121H71V122H70ZM77 121H78V120H76V122H77ZM132 121H131V122H132ZM173 121H174V120H173ZM187 121H188V119H187ZM205 121H206V120H203V124L205 123ZM233 121H234V120H233ZM233 121H232V123H233ZM238 121H239V118H238ZM238 121H237V122H238ZM243 121H244V119H243ZM250 121H251V120H250ZM253 121H254V120H253ZM39 122H38V123H39ZM43 122H44V125H45V124H46L45 119H44ZM89 122H90V121H89ZM89 122H88V123H89ZM94 122H95V121H93V124H92V125L96 124V123H94ZM112 122H113V121H112ZM142 122H143V123H142ZM148 122H149V121H148ZM154 122H156V121H154ZM174 122H175V121H174ZM179 122H178V123H179ZM191 122H192V121H191ZM201 122H202V119H201ZM215 122L217 123L216 120H215ZM255 122H256V121H255ZM35 123H36V121H34V124H35ZM38 123H37V124H38ZM50 123L46 124L45 127L48 126L47 128H49V124H50ZM53 123H52V124H53ZM60 123H61V122H60ZM104 123H105V121H103L102 124H104ZM106 123H105V124H106ZM149 123H150V122H149ZM167 123H168V122H167ZM180 123H179V124H180ZM187 123H189V122H187ZM221 123H222V122H221ZM223 123H224V122H223ZM232 123H231V121H230V124H232ZM234 123H236V122L234 121ZM239 123H240V122H238V125H239ZM244 123H247V121H244L243 124H244ZM251 123H252V121H251ZM253 123H254V122H253ZM260 123H261V122H259V124H260ZM22 124H24V123H22ZM29 124H28V125H29ZM34 124H33V125H34ZM41 124H42V122H41ZM41 124H38V125L41 126ZM57 124H58V123H57ZM57 124L55 123L54 126H56ZM76 124L79 125V122H77V123L74 122L72 125H74V127H76V128L78 127L77 129L79 130V132H76L77 129H75V128L71 125V126H72V130H73V128H74V130L72 131V134H73V135H76V134H74V133H81L82 131L80 132V129H81L82 126H84V125H82V126L80 125V129H79V126H76ZM102 124H101L100 121H99V125H101V127H104ZM135 124H136V123H135ZM135 124H134V126L136 127ZM145 124H146V123H145ZM155 124H156V123H155ZM165 124H166V123H165ZM175 124H176V123H175ZM184 124H185V126H186V123H184ZM190 124H191V123H190ZM193 124H194V125H193V128H195V123H193ZM198 124L201 126V124H200L199 121H198ZM198 124H197V126H198ZM224 124L226 125V123H224ZM248 124H250V123L248 122ZM89 125H91V123H89ZM96 125L98 126V124H96ZM107 125L112 126L111 124H107ZM117 125H118V124H117ZM128 125H129V122H128ZM137 125H138V124H137ZM147 125H148V123H147ZM149 125H150V124H149ZM151 125H152V122H151ZM171 125H173V124H170V126H168V128L170 127V130H171V128H174V127H171ZM177 125H178V124H177ZM177 125H176V126H177ZM216 125H219V122H218V124H216ZM216 125H215V126H216ZM220 125H221V124H220ZM235 125H236V124H235ZM256 125H258V124H256ZM256 125H255V123H254V125H252V126H251V124H250V126H251L252 128H254V126L256 127ZM261 125H262V124H260V126H261ZM24 126H25V125H24ZM24 126H23V127H24ZM26 126H27V125H26ZM26 126H25V127H26ZM35 126H36V124H35ZM40 126H39V127H40ZM51 126H53V125H51ZM51 126H50V127H51ZM54 126H53L52 128L55 129L56 127H54ZM71 126H70V127H71ZM131 126H132V125H131ZM138 126H140V125H138ZM173 126H174V125H173ZM185 126H184V127H185ZM188 126H190V125L188 124ZM202 126H203V125H202ZM212 126H213V125H212ZM232 126H233V125H232ZM248 126H249V125H248ZM31 127H32V126H31ZM41 127H42V126H41ZM43 127H44V126H43ZM45 127H44V128H45ZM98 127H100V126H98ZM107 127H108V126H107ZM148 127H149V126H148ZM148 127H145V128H147V129L149 130ZM153 127H154V126H153ZM165 127H166V126H165ZM236 127H237V125H236ZM243 127H244V126H243ZM257 127H259V125H258ZM10 128H11V127H10ZM47 128H45V129L47 130ZM52 128H51V129H52ZM104 128H106V126H105ZM132 128H133V130H134V127H132ZM138 128H139V127H138ZM141 128H142V127H141ZM168 128L166 127V129H168ZM177 128H178V126H177ZM179 128H181L180 125H179ZM179 128H178V131L181 130V131H183V133H186V132H184V131L186 130V127H185V129L183 128V130H182V129H179ZM196 128H197V127H196ZM198 128H199V126H198ZM230 128H231V127H230ZM230 128H229V129H230ZM232 128H233V127H232ZM234 128H235V127H234ZM237 128H239V126H238ZM240 128H241V127H240ZM240 128H239V129H236V130H238V133L241 132V131H239V130H241V129H245V128H241V129H240ZM259 128H260L261 130H259V129L257 128V129L259 130L258 132H261L262 135L264 136V134H263V133H264V130H262L261 127H259ZM41 129H42V130H41L40 132H42V131L44 130L43 128H41ZM62 129H65V128H62ZM84 129H85V128L83 127L82 130H84ZM120 129H121V128H120ZM125 129H126V127H124V130H125ZM150 129H152V128H150ZM154 129H155V127H154ZM188 129H189V130H188ZM229 129H228V130H229ZM247 129H248V128H247ZM249 129L251 130L250 127H249ZM254 129H255V128H254ZM75 130H76V131H75ZM86 130H87V129H86ZM130 130H131V127H130L129 131H130ZM133 130H131L132 133H133ZM175 130L177 131V129H175ZM187 130H188V132H189L190 130H192V126H191L190 128L188 127ZM212 130H214V129H212ZM233 130H234V129H233ZM44 131H45V130H44ZM51 131H52V130H51ZM154 131H155V130H154ZM251 131H252L253 136H254V132H253V130H251ZM251 131H250V132H251ZM45 132H46V131H45ZM47 132H48V131H47ZM47 132H46V133H47ZM73 132H74V133H73ZM84 132H85V131H84ZM111 132H112V131H111ZM126 132H127V129H126ZM131 132H128V133H129V136L132 134ZM134 132H136V131H134ZM167 132L170 133L169 131H167ZM167 132H165V133H167ZM188 132H187V133H188ZM190 132H191V131H190ZM190 132H189V133H190ZM236 132H237V131H236ZM243 132H244V130H243ZM46 133H45V135H46L45 139H46V140H47V139H51V138H47V136H48L49 134H52V133H50V132H49V134H46ZM53 133H54V131H53ZM109 133H110V132H109ZM119 133H120V131H119ZM130 133H131V134H130ZM146 133L148 134L149 132H146ZM155 133H156V132H154V134H155ZM171 133H174V131L172 132V130H171ZM171 133H170V135H172ZM176 133H177V132H176ZM183 133H180V135H182ZM193 133H195V132L193 131ZM211 133H212V131H211ZM247 133H248V132H247V130H246V133H245V134L248 135ZM23 134H24V133H23ZM27 134H28V132H27ZM27 134H26V135H27ZM37 134H40V133H36L35 135L37 136ZM41 134H42V133H41ZM43 134H44V133H43ZM68 134H70V130H69V132L67 133V136H68ZM72 134H70V135L72 136ZM84 134H87V131H86V133H83V134L81 133L79 136H82V138H83V137H85V136H83ZM177 134H178V133H177ZM177 134H176L177 138L180 137V136H178L179 134H178V135H177ZM190 134H191V133H190ZM241 134H242V133H241ZM241 134H239L238 136H240ZM257 134H258L259 136H262V135L259 134V133H257ZM33 135H34V134H32V136H33ZM35 135H34V136H35ZM120 135H121V134H119V136H120ZM132 135H133V134H132ZM145 135H146V134H145ZM209 135H210V134H209ZM243 135H244V134H242L241 136L243 137ZM24 136H25V134H24ZM24 136H23V137H24ZM34 136H33V140H34ZM36 136H35V137H36ZM71 136H70V137H71ZM76 136H77V135H76ZM76 136H75V137H76ZM117 136H118V135H117ZM117 136H116V137H117ZM119 136H118L117 138L115 137L116 140L119 138ZM129 136H128V139L131 140V138H129ZM147 136H149V135H147ZM163 136H164V135H163ZM173 136L175 137V133H174V135H172V137L168 136V137H166V139L169 140V137H170V138H173ZM183 136H184V134L182 135V137H183ZM185 136H187L188 138L186 137V139L189 140V137H190V136L187 135V134H185ZM241 136H240V138H241ZM263 136H262V139H264ZM28 137H29V136H28ZM38 137H40L39 141H40V140L42 141V139H43V138H42L43 135H40V136H38ZM38 137H36L35 139H38ZM49 137H52V136L50 135ZM75 137H74V138H75ZM86 137H89V136L86 135ZM107 137H109V136H106V135H105V137L103 136V138H102L101 140H103L104 138H107ZM122 137H123V136H122ZM130 137H132V136H130ZM161 137H162V136H161ZM192 137H194V139L196 138V137L193 136V135H192ZM192 137H191V138H192ZM256 137H257V136H256ZM24 138H25V137H24ZM67 138H68V137H67ZM98 138H101V137H98ZM98 138H96V139L100 141V139H98ZM120 138H121V137H120ZM120 138H119V139H120ZM244 138H246V136H245ZM253 138H254V137H253ZM16 139H17V138H16ZM25 139H26V138H25ZM57 139H58V138H57ZM64 139H65V138H64ZM76 139H77V138H76ZM78 139H79V138H78ZM85 139H86V138H85ZM121 139H122V138H121ZM126 139H127V138H126ZM160 139H161V138H160ZM166 139H164V140L167 142ZM179 139H180V138H179ZM183 139L185 140V137H184ZM260 139H261V138L259 137L258 141H259ZM262 139L260 140L261 143L263 142ZM26 140H27V139H26ZM28 140H29V139H28ZM62 140H63V139H62ZM86 140H87V139H86ZM106 140H107V139H106ZM133 140L136 141L135 139H133ZM133 140H132V141H133ZM161 140H162V139H161ZM176 140H178V139H176ZM180 140H181V139H180ZM180 140H179V141H180ZM190 140H191V139H190ZM239 140H240V139H239ZM241 140H242V139H241ZM253 140L257 141L256 138L253 139ZM18 141H19V140H18ZM29 141H30V140H29ZM29 141H28V142H29ZM37 141H38V140H37ZM56 141H57V140H56ZM77 141L79 142V140H77ZM99 141H95V143H97V142L99 143ZM162 141H163V140H162ZM172 141H173V139H172ZM174 141H175V140H174ZM174 141L172 142L173 145L175 144ZM198 141H200V139H199ZM258 141H257V143H258ZM30 142H32V141H30ZM60 142H62V141H60ZM78 142H77V143H78ZM100 142H101V141H100ZM103 142L105 143V141H103ZM112 142H113V143H111V145L114 144L115 141L113 140ZM121 142H122V141H121ZM125 142H126V140H125ZM169 142H170V144H171V141H170V140H169ZM177 142H178V141H177ZM202 142H204V140H203ZM241 142H242V141H241ZM260 142H259V144H260ZM57 143H58V142H57ZM62 143L64 144L65 141L62 142ZM79 143H81V141H80ZM104 143H102V144H104ZM130 143H131V142H130ZM17 144H18V143H17ZM26 144L28 145V143H26ZM26 144H24V146H26ZM29 144H30V143H29ZM31 144H32V143H31ZM33 144H34V142H33ZM55 144H56V143H55ZM59 144H60V143H59ZM63 144H61V145H63ZM65 144H67V142H66ZM102 144H100V145H102ZM116 144H120V142H118V143L116 142ZM128 144H129V142H128ZM131 144H132V143H131ZM136 144H139V143L136 142ZM163 144H164V143H163ZM18 145H19V146H22V145H23V142L21 141V145H20V144H18ZM43 145H44V144H43ZM48 145H49V144H48ZM96 145H98V144H96ZM111 145H110V147L114 148V145H115V144L112 145V146H111ZM24 146H23V147H24ZM52 146H53V143L51 144V148H50V146H49V148H50L51 151H52ZM56 146H57V144L53 147V152L55 151L54 149H55ZM59 146H60V145H59ZM59 146H57V147L59 148ZM64 146H65V145H64ZM64 146H63V148H65V150H64V154L66 155V153L68 152V150H69L70 148H69V149L67 150V152H66V147H67V146H66V147H64ZM103 146H104V145H103ZM103 146H102V147H103ZM121 146H122V145H120L119 147H121ZM125 146H126V144H125ZM127 146H128V145H127ZM129 146H130V144H129ZM132 146L135 147V149H136V146H137V145H135V146L132 145ZM170 146H171V145L168 144V147H170ZM17 147H18V146H17ZM26 147H27V146H26ZM26 147H24V148H26ZM43 147H44V146H43ZM95 147H96V146H95ZM116 147H117V145H115V148H116ZM130 147H131V146H130ZM130 147H129V148H130ZM133 147H132V148H133ZM140 147H142V146H140ZM165 147H167V146H164V145H163V147H161V148H165ZM171 147H173V146H171ZM171 147H170V148H171ZM183 147H184V146H183ZM15 148H16V147H15ZM27 148H28V147H27ZM30 148H32V147H29L28 149H30ZM34 148H35V147H34ZM63 148H62V149H63ZM98 148H100V146H99ZM117 148H118V147H117ZM117 148H116V149H117ZM121 148H123V147H121ZM126 148H128V147H126ZM161 148H160V150H162ZM21 149H22V147H21ZM46 149H47V148H46ZM46 149L44 148V150H46ZM96 149H97V148H94L93 150H96ZM110 149H111V148H110ZM118 149H119V151L121 150V153H122V149H120V148H118ZM118 149H117V150H118ZM133 149H134V148H133ZM135 149H134V150H135ZM165 149H166V148H165ZM173 149H174V148H173ZM173 149H172V150H173ZM251 149H252V148H251ZM23 150H24V149H23ZM25 150H26V149H25ZM56 150H57V149H56ZM98 150H99V149H98ZM102 150H103V148H102ZM106 150H107V149H106ZM106 150H105V151H106ZM117 150H116V151H117ZM138 150H139V148H138ZM138 150H137V151H138ZM167 150H168V149H167ZM60 151H61V150H60ZM70 151H72V150L70 149ZM88 151H91V150H88ZM99 151L101 152V149H100ZM108 151L111 152L112 149H111V150L108 149ZM108 151L106 152V154L108 153ZM125 151H126V152H125V155H124V156H125L126 159H127V158H128L127 155H129V152H127V151H129V149H126ZM157 151H158V150H157ZM164 151H165V150H164ZM174 151H175V150H174ZM263 151H264V150H263ZM31 152H32V151H31ZM38 152H39V151H38ZM44 152H45V151H43V153H44ZM55 152H57V151H55ZM55 152H54V153H55ZM58 152H59V151H58ZM62 152H63V151H62ZM76 152H77V151H75V152L72 151V153H76ZM78 152H79V151H78ZM82 152H83V154L85 153V156H86V157H88V154L86 155V151H82ZM95 152H96V151H95ZM95 152H94V151L91 152V153L89 152V155H90V156H91L92 153H93L94 156H93V155H92L93 157L91 156L93 159L95 158V156L97 155V153H99V152H96V153H95ZM133 152H134V151H133ZM167 152H168V151H167ZM167 152H166V153H167ZM197 152H198V151H197ZM41 153H42V151H41ZM47 153H49V152H47ZM72 153H71V154H72ZM127 153H128V154H127ZM131 153H132V150H131V152H130V156L133 155V153H132V155H131ZM138 153H139V152H138ZM150 153H152V151H150ZM170 153H172V152L170 151ZM170 153H168L167 155L169 156ZM193 153L195 154L196 152H193ZM27 154H28V150H27ZM37 154H38V153H37ZM62 154H63V153H62ZM68 154H69V153H68ZM80 154H81V153H80ZM80 154L76 155V157L78 158L79 162H80V159H79L78 156H80ZM99 154H100V153H99ZM108 154H109V153H108ZM119 154H120V153H119ZM119 154H118V155H119ZM140 154H141L140 156H143V154L145 155V153H140ZM152 154H154V153H152ZM159 154H160V153H159ZM163 154H164V153H163ZM45 155H46V154H45ZM50 155H51V154H50ZM50 155H48V157H49L48 159H47L46 157H42V156H40V158L42 157V158H46L47 160H49V159L51 158ZM56 155L58 156V154L55 153V157H56ZM59 155H60V154H59ZM65 155H64V156L62 155V157H65ZM118 155H117V157H118ZM160 155H161V154H160ZM164 155H165V154H164ZM167 155H166V156H167ZM170 155H171V154H170ZM24 156H25V155H24ZM43 156H44V154H43ZM60 156H61V155H60ZM74 156H75V154H73V157H74ZM81 156H83V155H81ZM124 156H123V157H124ZM130 156H129V158H132V160H133V158H135L134 156H133V157H130ZM135 156L138 157V155H136V154H135ZM257 156H258V155L256 154L255 157H257ZM260 156H261V155H259V156L257 157V160H258V161H257L256 158H255L256 162L261 161V160H259L258 158H262V159L264 158V157H262V156L260 157ZM36 157H37V155H35V158H36ZM52 157H53V156H52ZM66 157L70 158L69 155H66ZM83 157H84V156H83ZM83 157H82V158H83ZM96 157H97V156H96ZM125 157L123 158L124 160H126ZM157 157H158V155H157ZM161 157H163V155H162ZM161 157H160V158L158 157V158L161 159ZM169 157H171V156H169ZM169 157H167V159H166V161H167L168 163H169V161H168V158H169ZM253 157H254V156H253ZM68 158H65V159L67 160ZM80 158H81V157H80ZM84 158H85V157H84ZM88 158L90 159V157H88ZM92 158H91V159H92ZM129 158H128V159H129ZM144 158H146V159L149 158V160H147V161L145 160V161H144V163H145V162H146V163L148 162L149 166H150V165L154 166L155 163H158V162L161 163V160L164 161V159H161V160L159 161V160L156 158V161L158 160V161L156 162L155 159H154L153 157H150V156H149V157L145 156ZM178 158H180V157H178ZM56 159H57V158H56ZM72 159H73V158H72ZM118 159H120V157H118ZM121 159H122V158H121ZM135 159H136V158H135ZM135 159H134L133 161H136V160H137V159H136V160H135ZM138 159H139V158H138ZM140 159H142V158H140ZM176 159H177V158H176ZM29 160H30V158H29ZM31 160H32V159H31ZM47 160H46V161H47ZM59 160H60V159H59ZM62 160H63V162L65 161L64 159H62ZM62 160H61V161H62ZM124 160H123V161H124ZM182 160H183V158H182ZM253 160H254V159H253ZM255 160H254L253 162H255ZM263 160H264V159H263ZM27 161H28V160H27ZM46 161H44V162H46ZM55 161H56V160H55ZM70 161H71V160H70ZM128 161H129V164H128V165L133 164L132 162L130 163L131 160H128ZM142 161H143V160H142ZM142 161H140V162L142 163ZM180 161H181V160H180ZM180 161H178V163H179ZM31 162H32V161H30V163H31ZM49 162H50V160L48 161V163H49ZM51 162L54 163V161H51ZM65 162H66V161H65ZM76 162H78V161L76 160ZM76 162H75V163H76ZM79 162H78V164H79ZM119 162H120V160H119ZM124 162L127 164L126 161H124ZM140 162L137 161V163L141 164ZM154 162H155V163H154ZM175 162H176V161H175ZM182 162H183V161H182ZM182 162H180V163H182ZM262 162L264 163V161H262ZM25 163H26V160H25ZM25 163H24V164H25ZM27 163H28V162H27ZM30 163H29V164H30ZM66 163L69 164L68 161H67ZM66 163H65L64 166H66ZM117 163H118V162H117ZM144 163H142V164L144 165ZM153 163H154V164H153ZM164 163H166V162H163V164H164ZM173 163H174V162H173ZM173 163H171V164H173ZM22 164H23V163H22ZM60 164H62V167H63V163L61 162ZM78 164H77V166H78ZM80 164H81V162H80ZM122 164H123V162H122ZM135 164H136V162H134V165H135ZM142 164H141V165H142ZM166 164H167V163H166ZM166 164H165V168L167 167ZM171 164H170V165H171ZM255 164H256V163H255ZM32 165H33V163H32ZM37 165H38V164H36V166H37ZM41 165H42V161H41ZM48 165H49V164H47V165H45V166H48ZM50 165H52V164L50 163ZM54 165H55V163H54ZM128 165H127V166H128ZM143 165H142V166H143ZM145 165L147 166V164H145ZM145 165H144V166H145ZM168 165H169V164H168ZM179 165H180V164H179ZM181 165H182V164H181ZM256 165H257V164H256ZM22 166H24V165H22ZM73 166H74V163H73ZM77 166H74V168H75V167L77 168ZM79 166H80V165H79ZM105 166H106V165H105ZM132 166H133V165H132ZM139 166H140V165H139ZM139 166L137 167V165H136V168H138V169H142V168H143L142 166H140V167H142V168H139ZM152 166H150V167H152ZM160 166H161V164H160ZM160 166H159V167H160ZM174 166H175V165H174ZM258 166H259V164H258ZM261 166H262V164H261ZM20 167H21V165H20ZM28 167H29V166H28ZM28 167H24V168H23L24 171H25V168H28ZM42 167H43V166H42ZM42 167H41V168H42ZM53 167H54V166H53ZM57 167H59L58 164H57ZM68 167H70V166H68ZM106 167H108V170H109V172H108V171H107V172L109 173V175H111L110 173H111L112 171H110V168H109L108 164H107ZM133 167H134V166H133ZM253 167H254V166H253ZM253 167H252V170L254 171L253 174H256L255 171H256L257 169H259V167H257V169H255V170L253 169ZM263 167H264V165H263ZM21 168H22V167H21ZM21 168H20V169H21ZM29 168H30V167H29ZM35 168H36V167H35ZM41 168H40V169H41ZM54 168H56V167H54ZM74 168H73V170H74ZM99 168H100V167H98V169H99ZM101 168H102V167H101ZM101 168H100V169H101ZM104 168H105V167H104ZM136 168L134 167V169H136ZM154 168H155V167H154ZM162 168H163L162 166H161V168H159V173H162V172H163V170H162V172L160 171V169H162ZM169 168H170V167H169ZM254 168H256V166H255ZM23 169H22V170H23ZM40 169L38 170V168H37L38 173H39ZM43 169H44V168H43ZM43 169H42V170H43ZM46 169H47V168L44 169V172H45ZM68 169H70V168H68ZM68 169H67L66 171H67V172H71L72 169H70V171H68ZM80 169H81V168H80ZM94 169H95V167H94ZM146 169H147V168H146ZM152 169H153V168H152ZM157 169H158V167H157ZM157 169H155V170H157ZM163 169H164V168H163ZM177 169H179V168H177ZM26 170H27V169H26ZM50 170H51V169H50ZM52 170H53V168H52ZM64 170H65V168H64ZM73 170H72V171H73ZM75 170H77V169H75ZM92 170H93V169H92ZM96 170H97V169H96ZM106 170H107V168H106ZM166 170H167V169H166ZM166 170H165V171H166ZM260 170H261V169H259L258 171L260 172ZM2 171H3V170H2ZM16 171L18 172V170H16ZM33 171H35V169H33ZM54 171L56 172V169H55ZM58 171H59V170H58ZM66 171H65V173H66ZM90 171H91V170H89L88 173H90ZM93 171H94V170H93ZM101 171H103V169H101ZM151 171H152V170H151ZM157 171H158V170H157ZM263 171H264V169H263ZM263 171H261V172H263ZM19 172H23V171H19ZM41 172H42V171H41ZM63 172H64V171H63ZM73 172H74V171H73ZM98 172H99V171H98ZM98 172H97V174H100L102 177H103L102 174H106V173H107V172H106V173H105V172H104V173L101 172V173H102V174H101V173H98ZM168 172H169V171H168ZM251 172H252V171H251ZM259 172H257V173H259ZM48 173H49V172H48ZM48 173L46 172L45 175L43 176V178H45L46 174H48ZM92 173H93V172H92ZM92 173H91V174H92ZM50 174H51V173H50ZM55 174H56V173H55ZM55 174L52 175V176L54 177ZM169 174H170V173H169ZM169 174H168V173L166 174V172H165V174H164V173H162L161 175L159 174V178H160L162 175H165V178H164V179H166L167 177L169 178V177L171 176V175H169ZM189 174H190V173H189ZM192 174H193L192 177H194V175H195L196 173H192ZM197 174H198V173H197ZM260 174H263V173H260ZM56 175H57V174H56ZM59 175H60V174H59ZM59 175H58V176H59ZM61 175H62V173H61ZM92 175H94V173H93ZM100 175H99V176H100ZM106 175H107V174H106ZM112 175H113V173H112ZM118 175H119V172H118ZM166 175H167V177H166ZM174 175H175V174H174ZM251 175H252V174H251ZM48 176H50V175H48ZM101 176H100V177H101ZM107 176H108V175H107ZM119 176H120V175H119ZM172 176H173V175H172ZM252 176H253V175H252ZM252 176H251V177H252ZM100 177H99V178H100ZM102 177H101V178H102ZM104 177H105V176H104ZM109 177H110V176H109ZM113 177H114V176H113ZM116 177H117V176H116ZM162 177H163V176H162ZM198 177H199V174H198ZM51 178H52V177H51ZM58 178H59V177H58ZM196 178H197V176L194 178V180H195ZM199 178H200V177H199ZM262 178H263V177H262ZM54 179H57V178H54ZM112 179H114V178H112ZM119 179L121 180L120 177H119ZM164 179L162 178L161 180H163V181L165 182ZM190 179H191V175H190ZM192 179H193V178H192ZM46 180H48V179H46ZM50 180H51V179H50ZM52 180H53V179H52ZM104 180H105V181H104ZM104 180L101 179V181H104V182H102V185H103V183L106 182V180H108V178H107V179H104ZM124 180H125V179H124ZM129 180H131V179H129ZM166 180H167V179H166ZM198 180H200V179H198ZM261 180H263V179H261ZM26 181H27V180H26ZM26 181H25V182H26ZM54 181H55V180H54ZM192 181H193V180H192ZM196 181H197V180H196ZM21 182H22V181H21ZM28 182H29V181H28ZM47 182H49V181H47ZM47 182H46V183H47ZM55 182H56V181H55ZM58 182H59V181H58ZM123 182H124V181H123ZM141 182H142V181H141ZM263 182H264V181H263ZM23 183H24V180H23ZM50 183H51V182H50ZM129 183H130V182H129ZM129 183H128V184L125 183V184H126V185H129ZM43 184H44V183H43ZM52 184H54V183H52ZM52 184H51V185H52ZM125 184L123 183V185H125ZM130 184H131V183H130ZM152 184H153V183H152ZM18 185H19V184H18ZM22 185H25V184H22ZM22 185H21V186H22ZM44 185H45V184H44ZM44 185H43V186H44ZM102 185H100V186H102ZM108 185H109V183H108ZM139 185H140V182H139ZM147 185H148V184H147ZM8 186H10V185H8ZM71 186H72V185H71ZM71 186H70V188H71ZM74 186H75V185H74ZM118 186H119V185H118ZM121 186H122V185H121ZM186 186H187V187H186ZM186 186H185V188L188 189V185H186ZM26 187H27V186H26ZM46 187H48V186L46 185L45 188H46ZM59 187H60V186H59ZM72 187H73V186H72ZM75 187H76V186H75ZM133 187H134V186H133ZM183 187H184V185H183ZM193 187H194V186H193ZM104 188H105V187H104ZM194 188H195V187H194ZM24 189H25V187H24ZM67 189H68V188H67ZM74 189H75V188H74ZM98 189L101 190L102 188H99V187H98ZM98 189H96V191H97ZM109 189H110V188H109ZM182 189L184 190V188H182ZM41 190H42V189H41ZM63 190H64V189H63ZM71 190L73 191V189H71ZM106 190H107V189H106ZM180 190H181V188H180ZM183 190H182V191H183ZM185 190H186V189H185ZM190 190H193L192 187L190 188ZM22 191H23V190H22ZM98 191H99V190H98ZM182 191H181V192H182ZM34 192H36V191H34ZM66 192H68V191H66ZM69 192H70V189H69ZM69 192H68V193H69ZM73 192H74V191H73ZM116 192H117V191H116ZM123 192H124V190H123ZM85 193H86V192H85ZM93 193H95V192H93ZM65 194H66V193H65ZM65 194H64V195H65ZM69 194H70V193H69ZM83 194H84V193H83ZM100 194H101V193H100ZM119 194H120V193H119ZM182 194H183V193H182ZM35 195H36V193H35ZM56 195H57V194H56ZM64 195H63L62 197H64ZM70 195L72 196V194H70ZM70 195H68V197H69ZM73 195H74L73 197H75L77 194L75 193V194H73ZM94 195H95V194H94ZM94 195H93V196H94ZM89 196H91V194H90ZM99 196H100V195H99ZM34 197H35V196H34ZM81 197H82V196H81ZM102 197H103V196H102V194H101V197L98 198V199H102ZM71 198H72V197H71ZM75 198H76V197H75ZM84 198H85V197H84ZM87 198H89V197H87ZM91 198H92V197H91ZM103 198H104V197H103ZM69 199H70V198H69ZM98 199H97V200H98ZM105 199H106V198H105ZM105 199H104V200H105ZM109 199H110V198H109ZM63 200H66V199H63ZM72 200H73V199H72ZM85 200H88V199L85 198ZM92 200H93V198H92ZM94 200H95V199H94ZM94 200H93V201H94ZM66 201H68V199H67ZM101 201H102V200H101ZM106 201H107V200H106ZM106 201H105V203H104V202H103V203L106 204ZM108 201H109V200H108ZM111 201H112V200H111ZM140 201H141V200H140ZM23 202H25V201H23ZM68 202H69V201H68ZM73 202H74V201H73ZM75 202H78V200H77V201L75 200ZM47 203H48V202H47ZM60 203H61V202H60ZM78 203H79V202H78ZM89 203H90V202H89ZM97 203H98V202H97ZM97 203H96V205H97ZM103 203H102V205H103ZM112 203H113V202H112ZM149 203H150V202H149ZM152 203H153V202H152ZM173 203H175V202H173ZM20 204H22V203H20ZM25 204H27V203H25ZM25 204H24V205H25ZM57 204H58V203H57ZM98 204L100 205V203H98ZM150 204H151V203H150ZM48 205H50V204H48ZM90 205H91V203H90ZM93 205H94V203H93ZM147 205H148V204H147ZM147 205L145 204V207H146ZM178 205H179V204H178ZM86 206H87V205H86ZM97 206H98V205H97ZM105 206H106V205H105ZM108 206H109V205H108ZM172 206H173V205H172ZM175 206H176V203H175ZM50 207H51V205H50ZM56 207H59V206H56ZM167 207H168V206H167ZM173 207H174V206H173ZM176 207H178V208H177V209H173V212H175V213L178 211V209L180 210V208H179L180 206H176ZM103 208H104V207H103ZM106 208H107V207H106ZM106 208H105V209H106ZM95 209H97V207H96ZM95 209H94V210H95ZM100 209H101V207H100ZM100 209H97L96 211H98V210H100ZM143 209H145V210H143V211H146V212H147L146 208L143 207ZM141 210H142V209H141ZM153 210H154V209H153ZM175 210H176V211H175ZM105 211H107V210H105ZM105 211H104V209H103V212H105ZM143 211L140 212V214H141V213L144 214ZM100 212H101V210L99 211V213H100ZM103 212L100 214V216H102ZM165 212H166V210H165ZM171 212H172V211H171ZM99 213H98V215H99ZM148 213H150V212H149V209H148ZM152 213H154V215H155L156 212H153V211H152ZM167 213H169V212H167ZM177 213H179V211H178ZM106 214H107V212H106ZM106 214H103V215H106ZM142 214L140 215V217H146L145 215H146L147 213H145L144 216H142ZM169 214H170V213H169ZM171 214H173V213H171ZM90 215L92 216V214H90ZM94 215H95V214H94ZM158 215H159V214H158ZM160 215H161V214H160ZM165 215H166V213H165ZM184 215H185V214H183V216H184ZM69 216H70V215H69ZM83 216H84V215H83ZM95 216H96V215H95ZM152 216H153V215H152ZM152 216H151V219L153 218L152 221H153V223H154V221H155L156 219L154 220V216H153V217H152ZM171 216H172V215H171ZM179 216H181V215H179ZM230 216H231V215H230ZM55 217H56V216H55ZM88 217H89V216H88ZM88 217H87V218H88ZM92 217H93V216H92ZM98 217H99V216H98ZM148 217H149V214H148ZM164 217H165V216H164ZM167 217H168V216H167ZM177 217H178V216H176V218H177ZM187 217H188V216H186V217L184 216V217H182V218H187ZM263 217H264V216H263ZM100 218H101V217H100ZM100 218H98V219H96V220L99 221ZM160 218H161V216H160ZM162 218H163V217H162ZM170 218H171V217H170ZM179 218H180V217H179ZM188 218H189V217H188ZM69 219H70V218H69ZM91 219H92V218H91ZM94 219H95V217H94ZM141 219H143V218H141ZM141 219H140V220H141ZM149 219H150V217H149L148 219L145 218L146 221H147V220L149 221ZM163 219H165V218H163ZM172 219H173V218H172ZM172 219H171V220H172ZM180 219H181V218H180ZM180 219H179V221H178V222H179L178 224H180V225L183 226V225H184V222H183V221H184L185 219H183V221L180 220ZM190 219L192 220V218H190ZM263 219H264V218H263ZM166 220H167V219H166ZM171 220H170V221H171ZM187 220H188V219H187ZM187 220H186V221H187ZM191 220H190V221H191ZM90 221H91V220H90ZM98 221H97V222H98ZM113 221H115L114 218L112 219V223H113ZM146 221H145V222H146ZM152 221H149V222H146V223H148L149 226H151L150 224L152 223ZM156 221H157V220H156ZM158 221H159V218H158ZM168 221H169V219H168ZM168 221H167V222H168ZM173 221H174V220H173ZM180 221L183 222V224H181ZM186 221H185V222H186ZM190 221H189V223H190ZM193 221H194V220H193ZM61 222H62V221H61ZM92 222H93V220H92ZM92 222H91V224H90V222H89V225H92V224H93ZM95 222H96V221H94V223H95ZM116 222H117V221H116ZM141 222H142V220H141ZM160 222H161V220H160ZM162 222H163V220H162ZM167 222H165V223H167ZM191 222H192V221H191ZM99 223H100V221H99ZM146 223H144V224H146ZM87 224H88V223H87ZM96 224H98V223H96ZM114 224H116V223H114ZM155 224H157V223L155 222ZM163 224H164V223H163ZM176 224H177V223H176ZM187 224H188V223H187ZM94 225H95V224H94ZM146 225H147V224H146ZM165 225H166V224H165ZM110 226L113 227L112 224H111ZM147 226H148V225H147ZM157 226L159 227V229L161 228V230H162V228H163V227H162V224H161V227H160V225H158V224H157ZM176 226H177V225H176ZM91 227H92V226H91ZM95 227H96V226H95ZM154 227H155V226H154ZM154 227H150L149 229H151V228L154 229ZM158 227H156L155 230H157ZM178 227H179V226H178ZM186 227H188V226H186ZM167 228H168V226H167ZM83 229H84V227H83ZM90 229H91V228L88 229V232H89ZM92 229H93V228H92ZM108 229H109V228H108ZM114 229H115V228H114ZM153 229H152L151 231H153ZM177 229H179V228H177ZM182 229H184V228L182 227ZM224 229H225V228H224ZM6 230H7V229H6ZM18 230H19V229H18ZM110 230H111V228H110ZM115 230H116V229H115ZM115 230H112V232H113V231H114V232H117V231H115ZM8 231H9V229L7 230V232H8ZM12 231H13V230H12ZM177 231H178V230H177ZM177 231H175V232H177ZM179 231H180V230H179ZM4 232H5V231H4ZM9 232H10V231H9ZM13 232H14V231H13ZM20 232H21V231H20ZM103 232H105V231H103ZM135 232H136V231H135ZM90 233H91V232H90ZM92 233L94 234V232H92ZM96 233H97V232H96ZM105 233H106V232H105ZM177 233H178V232H177ZM3 234H4V233H3ZM14 234H15V233H14ZM103 234H104V233H103ZM107 234H108V233H107ZM8 235H10V234L8 233ZM11 235H12V234H11ZM16 235H17V233H16ZM82 235H83V234H82ZM88 235H89V233H88ZM91 235H92V234H91ZM95 235H96V234H95ZM113 235H114V233L112 234V236H113ZM150 235H151V234H150ZM2 236H3V235H2ZM2 236H1V237H2ZM20 236H21V235H20ZM93 236H94V235H93ZM104 236H105V235H104ZM114 236H115V235H114ZM135 236H137V235H135ZM135 236H134V237H135ZM151 236H152V235H151ZM151 236H150V237H151ZM89 237H91V236H89ZM102 237H103V236L101 235V238H102ZM106 237H107V236H106ZM138 237H139V236H137V238H138ZM150 237H148V240L151 239ZM5 238H6V237H5ZM14 238H15V236H14ZM19 238H20V237H19ZM81 238H82V237H81ZM96 238H97V237H96ZM104 238H105V237H104ZM104 238H103V239H104ZM109 238H110V233H109ZM111 238H112V237H111ZM137 238H135V239H136V243H137ZM141 238L143 239V235H142V234H141ZM3 239H4V238H3ZM98 239H99V238H98ZM98 239H97V240H98ZM103 239H102V241H103ZM152 239H153V238H152ZM8 240H9V239H8ZM132 240H134V239H132ZM148 240H147V239L145 240L146 243H147ZM100 241H101V240H100ZM105 241H106V240H105ZM134 241H135V240H134ZM139 241H140V242H139ZM141 241H142V242H141ZM138 242L141 243V244H144V243H143V242H144V239H143V240H139V238H138ZM136 243H135V244H136ZM146 243H145V245H146ZM148 243L151 244V243H152V240H151V242H148ZM153 243H154V241H153ZM156 243H157V242H156ZM8 244H9V243H8ZM137 244H138V243H137ZM149 244H148V246H149ZM259 244H260V243H259ZM154 245H155V244H154ZM212 245H213V244H212ZM212 245H211V248H216V247H213ZM252 245H253V243H252ZM252 245H251V246H252ZM260 245H261V244H260ZM135 246H136V245H135ZM138 246H140V245L138 244ZM138 246H136V247H138ZM150 246H151V245H150ZM39 247H41V246H39ZM119 247H120V246H119ZM143 247H145V246L143 245ZM146 247H147V246H146ZM155 247H156V245H155ZM157 247H158V246H157ZM218 247H220V246L217 245V249H216V250H217V251H220V250H218V249H220V248H218ZM5 248H6V247H5ZM140 248H142V247H140ZM147 248H149V247H147ZM153 248H154V246H153ZM211 248H210V249H211ZM12 249H13V248H12ZM25 249H27V247H26ZM25 249H24V252L29 251V250H26V251H25ZM117 249H120V248L117 247ZM136 249H137V248H136ZM138 249H139V248H138ZM150 249H152V247H151ZM157 249H158V248H156V249L154 248V250H157ZM3 250L6 251L5 249H2V251H3ZM134 250H135V249H134ZM141 250L143 251L144 249H141ZM141 250L139 249V251H141ZM4 251H3L2 253H4ZM9 251H10V250H9ZM15 251H16V250H15ZM113 251H114V250H113ZM137 251H138V250H136V252H137ZM151 251H152V250H151ZM213 251H214V250H213ZM109 252H110V251H109ZM115 252H116V251H115ZM118 252H119V250H118ZM134 252H135V251H134ZM149 252H150V250H149ZM156 252H159V250L155 251L154 253H156ZM19 253H20V252H19ZM26 253H27V252H26ZM110 253H111V252H110ZM110 253H109V254H110ZM152 253H153V252H152ZM214 253H217V252L214 251ZM111 254H112V253H111ZM111 254H110V256H111ZM137 254L139 255L138 252H137ZM150 254H151V253H150ZM17 255H18V254H17ZM29 255H30V254H29ZM117 255H119V254H117ZM132 255L134 256V254H132ZM138 255H135V256H138ZM142 255H143V254H142V252H141V255H139V257H141ZM1 256H2V255H1ZM5 256H7V255L4 254V256H2V257H5ZM110 256H108V258H109ZM133 256H132V257H133ZM7 257H8V256H7ZM20 257H21V256H20ZM25 257H27V256H25ZM29 257H30V256H29ZM132 257H131V259L129 258V260H128L129 263H130V260H131V263H132V261H133V259H134V258L132 259ZM11 258H12V257H11ZM21 259H22V258H21ZM32 259H33V258H32ZM32 259H31V260H32ZM37 259H38V258H37ZM138 259H139V258H138ZM140 259H141V258H140ZM140 259H139V260H140ZM31 260H30V261H31ZM111 260H112V258L110 259V261H111ZM108 261H109V259H108ZM134 261H136V260L134 259ZM6 262H7V259H6ZM8 262H9V261H8ZM11 262H12V261H11ZM31 262H32V261H31ZM112 262H113V261H112ZM116 262H117V260H116ZM137 262H138V261H137ZM155 262H157V264L159 263L158 260L155 261ZM114 263H115V262H114ZM134 263H135V262H134ZM139 263H140V262H139ZM143 263H144V262H143ZM150 263H152V262H150ZM132 264H133V263H132ZM137 264H138V263H137ZM159 264H160V263H159Z\"/></svg>",
  "mask_w": 264,
  "mask_h": 264
},
{
  "label": "clouds",
  "instance_id": "obj_3",
  "mask_svg": "<svg viewBox=\"0 0 264 264\" xmlns=\"http://www.w3.org/2000/svg\"><path fill=\"white\" fill-rule=\"evenodd\" d=\"M139 0H132L127 5L120 4L111 6L118 10L123 17L127 19V21L133 25H138L140 30L149 37V40L146 43H151L153 29L158 25L159 19L163 17L166 13L162 12L159 9H152L150 11H144L143 9L137 6ZM199 3V0H169V5L167 7V13H172L180 10H191L195 9ZM102 8L110 7L108 5H101ZM130 14V15H129ZM231 71V70H230ZM212 75L211 72H206L203 75V79H209V76ZM219 79H213L208 85L205 87L211 89L213 85L217 90L223 91L226 84H239L238 88L232 89L234 92H239L240 88L247 89L249 92L253 93L252 102L258 105V111L260 112V122L264 125V60L261 62L259 75L249 77L244 80L243 83H239L240 77H237L232 80L225 81L222 77L225 75L222 72H218L215 74ZM258 83L254 82L257 81ZM227 99V96H225ZM183 101H181L182 103ZM159 177V174H158ZM147 189L145 191H138L136 188H132L127 192H121L120 195L130 197L128 200V207L133 210L140 208V200L143 195H145ZM92 252L88 246L87 240L85 238H81V256L80 259L62 261L60 264H113V262L105 260V259H92ZM3 264V262H0Z\"/></svg>",
  "mask_w": 264,
  "mask_h": 264
}]
</instances>
